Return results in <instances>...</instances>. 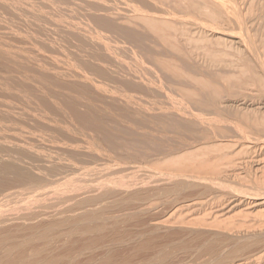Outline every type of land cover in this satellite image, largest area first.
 <instances>
[{"label": "rangeland", "instance_id": "obj_1", "mask_svg": "<svg viewBox=\"0 0 264 264\" xmlns=\"http://www.w3.org/2000/svg\"><path fill=\"white\" fill-rule=\"evenodd\" d=\"M8 1V2H7ZM10 1V2H9ZM15 1V3H14ZM19 1V2H18ZM25 1V3L23 2ZM0 0V46L3 47L2 50H0V53L4 57L6 54V58H9V61L7 62V59L4 57L5 65L0 64V82L8 83L3 84L0 88V118L2 117V120L0 119V165L1 162L4 161V164L6 162L11 161H17L15 162L18 167H23L22 169H18L17 171L22 170L20 173L25 171L26 176L31 174L33 176V179H46V169L50 167H54L52 169V172H54V178H47V180L44 181L45 192H49L46 197H41L42 199H39L40 197L37 195V191L34 192L29 187H24L25 185L23 183H3L2 185V191L0 192L2 197H5L6 199L9 198L8 196H5L4 192H11L12 195L15 194V192L21 191L22 193L18 196L19 198H14L13 196H10L9 199H13L8 203V200L3 199L1 204H7L8 206L11 205L10 211H16V209L21 208L22 206H25L22 211H26L25 214H28L27 211H37V208H41L40 206L44 204H53L55 201V205L57 204L61 205L59 208L61 209L63 205L64 199L66 198H72V193L74 192V196L77 195L79 192L82 194L83 192H91L95 188L100 192L104 191L106 189V185L111 186L107 188H112L113 190H116L117 192L123 193L121 196H126V194L132 193V192H144L149 193L151 201H149L147 204H145L142 208H149V212L140 216L139 220L131 221L129 217L126 218H120L119 223L116 226L114 230L110 227L106 228V232H104L102 235L107 236L103 242L105 244L111 243L110 240L113 238H117L121 236V238H130L132 235L136 232H140L144 234V239L150 241L149 243L153 245V242L156 246H162L165 244V242H168L167 244L172 243H187L192 246H196L197 242L192 241L193 236L187 231L179 232V228H188L189 229H203L207 231H217L221 230V232H225L229 234L228 236L244 240L243 236L246 238V236H250L249 239H253L257 237V239L260 237H263L264 239V0ZM39 1V2H38ZM42 1V2H40ZM51 1V2H49ZM106 3H103L105 2ZM110 1V2H109ZM117 1V2H116ZM141 1V2H140ZM7 2V3H3ZM34 2V3H33ZM36 2V4H35ZM38 2V3H37ZM49 5H46V3ZM59 2V3H58ZM64 2V3H63ZM71 2V3H70ZM92 2V3H91ZM114 2V3H113ZM120 2V3H119ZM124 2V3H123ZM136 2V3H135ZM154 2V3H153ZM11 3V4H8ZM13 3V4H12ZM27 3V4H26ZM32 3V4H31ZM43 3V4H42ZM57 3L59 6H56ZM68 3V4H66ZM72 6H70V4ZM77 3V4H76ZM81 3V4H80ZM86 3V4H84ZM89 3V4H88ZM151 3V4H150ZM7 4V5H6ZM20 4V5H19ZM62 4V5H61ZM74 4V5H73ZM76 4V5H75ZM101 4V5H100ZM116 4V5H115ZM134 4V5H133ZM9 5H11L9 7ZM22 5V6H21ZM29 7H28V6ZM41 5V7H40ZM43 5V7H42ZM46 5V6H45ZM52 5V10L50 6ZM69 5V6H68ZM79 5V6H77ZM83 5V6H82ZM86 5H89L88 7ZM98 7H95L97 6ZM101 7H100V6ZM111 5V6H109ZM122 5V6H121ZM128 5V6H127ZM156 7H155V6ZM6 9H5V7ZM16 6V7H15ZM20 6V7H19ZM25 6V7H24ZM37 8L33 9L31 7ZM106 8H104V7ZM139 6V7H138ZM143 6V7H142ZM149 6V7H148ZM160 6V7H159ZM8 7V8H7ZM45 7V8H44ZM47 7V8H46ZM55 7V8H53ZM61 7V8H60ZM68 7V8H67ZM74 7V8H72ZM81 7V8H80ZM87 7V8H86ZM100 7V8H99ZM113 7V9H112ZM116 7V8H115ZM121 7V8H120ZM197 7V8H196ZM10 8V9H9ZM31 14L29 13V9ZM39 8V9H38ZM43 8V9H42ZM63 8V11H62ZM77 8V9H76ZM84 8V10H83ZM90 8V9H89ZM94 8V10H92ZM101 10H99V9ZM110 8V9H109ZM132 10H131V9ZM134 8V9H133ZM138 8V9H137ZM150 8V9H149ZM157 8V10H156ZM5 9V10H4ZM12 9V10H11ZM16 9V10H15ZM54 9V10H53ZM58 9H60L58 11ZM76 11H74V10ZM97 9V11H95ZM107 9V10H106ZM137 9V10H136ZM235 9V10H234ZM263 9V10H262ZM14 10V11H13ZM19 10V11H18ZM24 10V12H23ZM32 10V11H31ZM35 10L36 13H35ZM40 10V11H39ZM41 10H43L41 12ZM48 10V11H47ZM57 12H56V11ZM72 10V11H71ZM79 10V11H78ZM89 10V11H88ZM91 10V12H90ZM105 10V11H104ZM144 10V11H143ZM147 10V12H146ZM151 13H150V11ZM193 10V11H192ZM18 11V12H16ZM26 11V14H25ZM45 11V12H44ZM47 11V12H46ZM53 13H52V12ZM61 11V13H60ZM82 14H80L81 12ZM84 11V12H83ZM94 11V12H93ZM99 11V12H98ZM103 11V12H102ZM110 11V12H109ZM118 14H117V12ZM123 11V12H122ZM132 11V12H131ZM134 11V15H133ZM137 11V12H136ZM141 11V12H140ZM163 11V13H161ZM213 11V12H212ZM6 12V13H5ZM11 12V13H10ZM23 12V14L21 13ZM34 12V15L32 14ZM57 14H56V13ZM73 12V13H71ZM80 12V13H79ZM86 12V13H85ZM93 12V14H92ZM122 14H121V13ZM129 12V13H128ZM199 12V13H198ZM18 15H16V14ZM42 13V14H39ZM44 13V14H43ZM49 13H51L49 15ZM100 13V14H99ZM103 13V14H101ZM114 13V14H113ZM137 13V14H136ZM141 13V14H140ZM157 13V14H156ZM12 14V15H11ZM69 15V17L67 15ZM90 14V15H88ZM127 14V15H126ZM140 14V15H139ZM154 14V15H152ZM162 14V16H161ZM8 15V16H7ZM33 15V16H32ZM39 15H41L39 17ZM46 15V16H45ZM58 15V16H57ZM78 15V16H77ZM83 15V16H82ZM138 15V17H137ZM158 15V16H157ZM7 16V17H6ZM14 16V17H12ZM18 16V17H17ZM45 16V17H44ZM52 16V17H50ZM62 16V17H61ZM71 16V17H70ZM73 16V17H72ZM76 16V20H75ZM97 16V17H96ZM99 16V17H98ZM104 16V17H103ZM145 16V17H144ZM154 16V17H153ZM22 17V18H21ZM31 19H30V18ZM44 17V19H42ZM49 17V18H47ZM57 17V18H55ZM66 20L64 21L60 20ZM64 17V18H63ZM81 17V18H80ZM83 17V18H82ZM103 17V18H102ZM110 17V18H109ZM140 17L142 20H140ZM157 17V18H156ZM160 17V18H159ZM12 18V20H11ZM25 18V20H24ZM29 18V19H28ZM40 18V19H39ZM51 18V20H50ZM96 18L99 23L95 20ZM118 18V19H117ZM143 18L147 21L145 22ZM151 20V22L148 20ZM241 18V19H240ZM6 19V20H5ZM9 19V20H8ZM18 19V20H17ZM22 19V20H20ZM28 19V20H27ZM55 19V20H54ZM68 19V20H67ZM73 19V20H72ZM81 19V20H80ZM154 19L156 21H154ZM159 19V20H158ZM222 19V20H221ZM14 20V21H13ZM31 20V21H30ZM40 20V22H39ZM43 20V21H42ZM60 20V21H59ZM71 20V21H69ZM85 20V22H84ZM87 20V21H86ZM140 20V21H139ZM164 20V21H163ZM191 20V21H190ZM224 20V21H223ZM25 21V23H24ZM27 21V22H26ZM38 23H37V22ZM46 21V22H45ZM52 21V22H51ZM54 21V22H53ZM59 21V22H58ZM80 21V23H78ZM83 21V23L81 22ZM135 21V22H134ZM150 23H149V22ZM222 21V22H221ZM8 22V23H7ZM16 22V26L14 25ZM33 24H31V23ZM43 22V23H42ZM58 22V23H56ZM61 22V24H60ZM63 22V23H62ZM69 23L68 24H66ZM75 22V23H73ZM80 24V25H78ZM89 22V23H88ZM103 22V23H102ZM112 22V23H111ZM210 22V23H209ZM4 23V25L2 24ZM20 23V24H19ZM24 23V24H23ZM28 23V25H27ZM46 23V24H45ZM56 23V24H53ZM95 23V24H94ZM170 23V24H169ZM10 27L7 28V26ZM12 26H11V25ZM42 24V25H41ZM64 24L66 26H64ZM73 24V25H72ZM84 24V25H83ZM92 24V25H91ZM94 24V25H93ZM114 24V25H113ZM125 24V25H124ZM183 24V25H182ZM197 24L199 26H197ZM204 24V25H203ZM238 24V25H237ZM37 25V26H36ZM52 25V26H51ZM60 25V26H58ZM63 25V27H62ZM75 26L72 28L71 26ZM82 25V26H81ZM90 25V26H89ZM97 25V27H96ZM101 25V26H100ZM104 25V26H103ZM107 25V26H106ZM109 25V26H108ZM154 25V26H153ZM160 25V26H159ZM15 26V27H14ZM19 26V27H18ZM36 26V27H35ZM47 26V27H46ZM82 28H79V27ZM85 26V27H83ZM121 26V27H120ZM126 26V27H125ZM158 26V27H157ZM186 26V27H185ZM194 26V27H193ZM2 27V28H1ZM17 27V28H16ZM22 27V28H20ZM51 27V28H49ZM65 27V28H64ZM71 27V28H70ZM77 27V28H76ZM86 27H88L86 29ZM94 27V28H91ZM115 27V28H113ZM118 27V28H117ZM162 27V28H161ZM192 29H191V28ZM16 28V29H15ZM43 28V29H42ZM48 28V29H47ZM53 28V29H52ZM69 28V29H68ZM106 28L108 30H106ZM111 28V29H110ZM127 30H126V29ZM160 28V29H159ZM189 28V29H188ZM216 28V29H215ZM15 29V31H13ZM20 29L22 31H20ZM26 29V30H25ZM29 29V30H28ZM34 29V30H33ZM38 29V30H37ZM56 32H54L55 30ZM62 29V31H61ZM67 29V30H66ZM71 29V30H70ZM84 29V30H81ZM86 29V31H85ZM104 29V30H103ZM114 29V30H113ZM116 29H118L116 31ZM195 29V30H194ZM199 29V30H198ZM219 29V30H218ZM5 30V31H4ZM8 30V31H6ZM25 30V31H24ZM40 30V31H39ZM46 30V31H45ZM79 30V31H78ZM95 30V32H94ZM110 30V31H109ZM124 32H123V31ZM130 30V31H129ZM148 30V31H147ZM192 32H191V31ZM217 30V31H216ZM35 31V32H34ZM68 31V32H67ZM71 31H73L72 34ZM75 31V32H74ZM84 31V32H83ZM89 31V32H88ZM104 31V32H103ZM126 31V32H125ZM133 31V32H131ZM136 31V32H135ZM156 31V32H155ZM189 31V32H188ZM198 31V32H197ZM206 31V32H205ZM216 31V32H215ZM3 32V34L1 33ZM7 32V33H6ZM12 32V33H11ZM16 34H15V33ZM18 32L20 36L18 35ZM21 32V33H20ZM32 32V33H31ZM48 32V33H47ZM50 32V34H49ZM64 34H62V33ZM70 32V33H69ZM78 32L80 34H78ZM91 32V33H90ZM101 32L102 36H101ZM109 32V34H108ZM115 32V33H114ZM218 32V33H217ZM226 34H222V33ZM5 33V34H4ZM23 33V34H22ZM28 33V35H27ZM31 35H30V34ZM37 33V34H35ZM44 33V34H43ZM60 33V34H59ZM76 33V34H75ZM82 33V34H81ZM84 33V34H83ZM88 33V34H87ZM97 33V34H96ZM112 33V34H111ZM124 33V34H123ZM139 33V34H138ZM141 33V34H140ZM159 33V34H158ZM231 35H229V34ZM14 34V35H13ZM22 34V36H21ZM41 34H43L41 36ZM47 34V35H46ZM64 36H62V35ZM67 34V35H66ZM91 34V35H90ZM118 34V36H117ZM121 34V35H120ZM128 34V37H127ZM135 34V36L133 35ZM19 39H21L19 41ZM24 35V36H23ZM39 38H38V36ZM66 35V36H65ZM72 35V36H71ZM88 35V38L86 37ZM89 35L91 37H89ZM93 35V36H92ZM96 35V36H94ZM105 35V36H104ZM109 35V36H107ZM115 37H113V36ZM133 35V36H132ZM153 37H152V36ZM44 36V37H43ZM58 36L60 38H58ZM79 36V37H78ZM84 36V37H83ZM104 36V37H103ZM132 36V37H131ZM142 36V37H141ZM179 36V37H178ZM235 37L238 38L240 41L243 40L244 47L240 44H236V42H232L234 40L228 38V37ZM10 37V39H9ZM13 40H12V38ZM16 37V39L14 38ZM23 37V38H22ZM28 39H27V38ZM30 37V38H29ZM48 39H47V38ZM57 37V38H56ZM61 37H65L64 39ZM73 37V38H72ZM97 37V38H93ZM100 37V38H99ZM103 37V38H102ZM118 37V38H117ZM138 37V38H137ZM5 38V39H4ZM25 38V39H24ZM33 38V39H32ZM37 38V39H36ZM44 38V39H42ZM80 38V39H78ZM93 38V39H92ZM115 38V40H114ZM137 38V39H136ZM140 38V39H139ZM150 38V39H148ZM154 38V39H153ZM244 38V39H243ZM4 40V42L2 40ZM60 39L61 41L59 42ZM87 39V40H86ZM103 40V45L100 43ZM110 39L112 41H110ZM119 39V40H118ZM122 39V40H121ZM128 39V40H127ZM142 39V41H141ZM167 39V40H166ZM9 40V41H8ZM23 40H27L26 42ZM34 40V41H33ZM37 40H39L37 42ZM53 43H51L50 42ZM68 40V41H67ZM80 40V41H79ZM85 40V41H84ZM138 40V42H137ZM144 40V41H143ZM151 40V43L149 41ZM164 40V41H163ZM22 41V42H21ZM30 41V42H29ZM42 41V42H41ZM56 41V43H55ZM58 41V42H57ZM64 41V42H62ZM71 41V42H70ZM75 41V42H74ZM87 41V42H86ZM100 41L99 43H97ZM107 41H110L107 43ZM124 41V42H122ZM162 41V42H161ZM3 42V43H2ZM8 42V43H6ZM15 42V43H14ZM41 42V43H40ZM47 42V43H46ZM80 42V43H79ZM115 42V43H114ZM119 42V43H118ZM129 42V43H128ZM147 42V44H146ZM153 42V43H152ZM157 42V43H156ZM10 43V44H9ZM17 43L18 46H17ZM26 43V44H23ZM30 43L32 45H30ZM55 43V44H54ZM64 43V44H63ZM69 43V44H68ZM86 43V46L84 45ZM95 43V44H94ZM105 43V44H104ZM110 43V44H109ZM126 45H124V44ZM132 43V45H131ZM137 43V44H136ZM158 45L156 46L155 45ZM160 43V44H159ZM167 43V44H166ZM12 44V46H11ZM15 44V45H14ZM40 44V45H39ZM51 44L53 46L50 45ZM59 44V45H57ZM61 44V45H60ZM90 44V45H89ZM94 44V45H93ZM109 44V45H106ZM114 44V45H113ZM142 44V45H141ZM144 44V45H143ZM151 44V45H150ZM173 44V45H172ZM5 45V46H4ZM23 47L21 48L20 46ZM37 45V46H36ZM42 45V46H41ZM64 45V46H63ZM71 45V46H70ZM73 45V46H72ZM77 45V46H76ZM81 45V46H80ZM102 45V46H100ZM106 45V47H105ZM113 45V46H112ZM117 48H114L116 47ZM123 49H122V47ZM222 45V46H221ZM240 47H239V46ZM16 46V47H15ZM31 46L32 48H30ZM39 46V47H38ZM46 46L45 50L44 47ZM54 46H59L56 49ZM70 46V48H69ZM85 46V47H83ZM100 46V47H99ZM132 46V48H131ZM135 46V48H134ZM154 46V48H153ZM27 47V48H26ZM43 47V48H41ZM90 47V48H89ZM93 47V49H92ZM144 47V49H142ZM148 47V48H147ZM151 47V48H150ZM162 47V48H161ZM208 47V48H207ZM9 48V49H8ZM11 48H14L13 50ZM24 48V49H23ZM30 48V49H29ZM35 48V49H34ZM53 52H52V50ZM61 50H60V49ZM67 48V49H66ZM69 48V49H68ZM73 48V49H72ZM84 48V49H83ZM111 50H110V49ZM132 51H131V49ZM134 48V49H133ZM137 48V49H136ZM158 49V51L153 49ZM194 48V49H193ZM247 48V50H245ZM1 49V48H0ZM8 49V50H7ZM11 49V50H10ZM23 49V51H22ZM40 49V50H39ZM43 49V50H42ZM49 49L50 53L47 52ZM58 49V50H57ZM88 49V50H86ZM99 49V50H98ZM105 49V50H104ZM116 49L117 53L114 52ZM151 51H150V50ZM160 49H164L161 50ZM263 49V50H262ZM6 50V53L5 51ZM16 50V51H15ZM36 50V51H35ZM70 50V51H69ZM74 50V51H72ZM86 50V51H85ZM91 50V51H90ZM94 50V51H93ZM165 50H167L165 52ZM172 50V51H169ZM174 50V51H173ZM9 51V52H8ZM11 51V53H10ZM97 51V52H96ZM106 51H107V57H106ZM109 51V52H108ZM122 51V52H121ZM136 53H135V52ZM140 51V52H139ZM148 51V52H147ZM186 51V52H185ZM189 51V52H188ZM15 52V53H14ZM18 53H21L20 56ZM25 52V53H24ZM42 52V53H41ZM61 52V53H60ZM63 52V53H62ZM84 52V53H83ZM88 52V53H87ZM93 52V53H92ZM95 52V53H94ZM111 52V53H110ZM212 52V53H211ZM251 52V53H250ZM253 52V53H252ZM5 53V54H3ZM44 53V54H43ZM47 53V54H46ZM53 53V54H52ZM73 53V54H72ZM91 53V54H90ZM98 53V54H97ZM105 53V54H104ZM123 53V54H120ZM134 53V54H133ZM140 53V54H139ZM144 55L142 56L141 55ZM146 53V54H145ZM151 53V54H150ZM156 53V54H155ZM166 53V54H165ZM171 53V54H170ZM187 53V54H186ZM234 53V55H233ZM23 54V56H22ZM28 54V55H27ZM39 54V55H38ZM47 56H46V55ZM52 54V55H51ZM59 56H58V55ZM87 54V55H86ZM101 54V55H100ZM119 54V55H118ZM131 54V55H130ZM172 58H171V56ZM176 59H175V56ZM248 56H247V55ZM18 59H17V57ZM27 57H24V56ZM38 55V56H37ZM42 55V56H41ZM54 57H51V56ZM63 55L65 57H63ZM82 55V56H81ZM99 56L95 58L94 56ZM162 55V57L160 56ZM181 55V56H180ZM243 55V56H242ZM15 56V57H14ZM31 56V57H30ZM58 56V57H57ZM61 56V57H60ZM67 56V57H66ZM70 56V57H69ZM72 56V57H71ZM93 56V58L91 57ZM115 56V57H114ZM124 56V57H123ZM130 56V57H129ZM149 56V58H148ZM151 56V57H150ZM155 56V57H154ZM160 56V57H159ZM20 57V58H19ZM34 57V58H32ZM60 57V58H59ZM63 57V58H62ZM85 57V59L83 58ZM102 57V58H101ZM116 59V61L113 60ZM128 57V58H127ZM135 57V58H134ZM144 57V58H143ZM154 57V58H153ZM167 57V58H166ZM182 57V58H181ZM241 57V58H240ZM256 57V58H255ZM14 58V60H13ZM16 58V59H15ZM26 58V59H25ZM32 58V59H31ZM44 58V59H43ZM52 58V60H51ZM62 58V59H61ZM80 58V59H79ZM92 58V59H91ZM95 58V59H94ZM107 58V59H106ZM119 61H118V59ZM134 58V59H133ZM147 58V59H146ZM153 61H151V59ZM157 58V59H156ZM160 58V59H159ZM245 58V59H244ZM6 59V61H5ZM12 59V60H11ZM29 59V60H28ZM39 59V61H38ZM55 59V61L53 60ZM58 59V60H57ZM59 59H61L59 61ZM83 59V61H82ZM104 59V60H103ZM112 59V60H111ZM124 59V60H122ZM126 59V60H125ZM133 59V60H132ZM142 59V60H141ZM145 59V60H144ZM171 59V60H170ZM173 59V60H172ZM181 63H179V60ZM17 60V61H15ZM22 60V62H21ZM37 60V61H36ZM50 60V61H48ZM57 60V62H56ZM64 63H63V61ZM70 60L69 63L68 61ZM73 60V61H72ZM94 60V61H93ZM108 62H107V61ZM110 60V61H109ZM150 60V61H149ZM157 60V61H156ZM159 60V63H158ZM176 60V61H175ZM241 60V61H239ZM249 60V62H248ZM13 61L15 63H13ZM19 61V63H18ZM25 61V62H24ZM33 61V62H31ZM54 61V62H53ZM66 61V62H65ZM76 61V62H75ZM82 61V62H81ZM89 61V62H88ZM105 61V62H104ZM122 61V62H121ZM135 61V62H133ZM144 61H146L144 63ZM175 61V63H174ZM246 61V62H245ZM21 62V63H20ZM28 64L26 65V63ZM41 62V63H40ZM68 62V63H67ZM79 62V63H78ZM87 62V63H86ZM101 62V63H100ZM104 62V63H103ZM107 62V64H106ZM112 62V63H110ZM127 62V64L124 63ZM152 62V63H149ZM156 62V63H155ZM185 62V63H183ZM9 63V64H8ZM45 63V64H44ZM56 63V64H55ZM62 63V64H61ZM77 63V64H75ZM103 63V64H102ZM131 63V64H129ZM133 63V65H132ZM149 63V64H148ZM257 65H256V64ZM12 64H16V66L13 68ZM17 64L22 68L30 69V72L33 74L31 77V73L26 70H21L22 68L17 69ZM37 64V65H36ZM41 66L40 68L39 65ZM53 67H52V65ZM57 64H61L59 67ZM67 64V65H66ZM79 64V65H78ZM82 64L84 66H82ZM85 64L88 66H85ZM100 64V65H99ZM102 64V65H101ZM122 64V65H121ZM140 64V65H139ZM164 64V65H163ZM183 64V66L179 65ZM185 64V65H184ZM9 65V66H8ZM31 65V66H30ZM45 65V66H44ZM56 65V66H54ZM63 65V66H62ZM70 67H69V66ZM72 65V67H71ZM75 67H74V66ZM77 65V66H76ZM94 65V66H93ZM106 65V67L104 66ZM125 65V66H124ZM143 65V66H142ZM146 67H145V66ZM175 65V66H174ZM177 65V66H176ZM188 65V66H186ZM194 65V66H193ZM248 65V67H247ZM27 66L29 68H27ZM37 66V67H36ZM81 66V67H80ZM90 66V67H89ZM96 66V67H95ZM117 66V67H115ZM120 68H119V67ZM128 66V67H126ZM130 66V69H128ZM137 66V67H136ZM159 66V67H158ZM174 66V67H173ZM179 66V67H178ZM192 66V67H191ZM46 67V68H44ZM62 67V68H61ZM74 67V68H73ZM77 67V69H76ZM101 67V68H100ZM109 67V68H108ZM115 67V68H114ZM123 67V68H122ZM126 67V68H125ZM134 67V68H133ZM195 67V68H194ZM197 67V68H196ZM255 67V68H254ZM262 67V68H261ZM7 68V69H6ZM49 70H48V69ZM58 68V69H56ZM69 68V69H68ZM71 68V69H70ZM83 71H81V69ZM85 70H84V69ZM103 68V69H102ZM140 68V69H139ZM147 68V69H146ZM160 68V69H159ZM184 70H183V69ZM194 68V69H193ZM209 68V69H208ZM257 68V69H256ZM40 69V71L38 70ZM42 69H46L45 71H42ZM51 69V70H50ZM74 69V70H72ZM79 69V70H78ZM97 69V70H96ZM105 69V70H104ZM110 69V70H109ZM115 70L112 72V70ZM121 69V71H119ZM133 69V70H132ZM180 69V70H179ZM186 69V70H185ZM188 69V70H187ZM257 72L254 74V72ZM3 70V71H2ZM59 70V71H58ZM66 72H65V71ZM78 70V72H77ZM92 70V71H91ZM139 70V71H138ZM143 70V71H142ZM155 70V71H154ZM178 70V71H177ZM198 70V71H197ZM202 72H201V71ZM20 71V73H19ZM25 73H24V72ZM33 71V72H32ZM48 73H47V72ZM62 74H61V72ZM71 71V72H70ZM101 71H105L104 73ZM149 71V72H148ZM188 71V72H186ZM196 71V72H195ZM237 71V72H236ZM14 72V73H13ZM17 72V73H16ZM22 72V73H21ZM39 72V73H38ZM51 72H53L51 74ZM68 72V73H67ZM82 72L81 74H79ZM87 72V73H86ZM101 72V73H100ZM111 74H109V73ZM115 72V74H114ZM120 72V73H119ZM128 72V73H127ZM132 72V73H131ZM137 73V76L135 73ZM143 72V73H142ZM217 72V73H216ZM2 73V74H1ZM8 73V74H7ZM12 73V75H11ZM44 73V74H43ZM51 74L49 79H62L65 81V83H69L68 85L61 84L60 86L65 87L64 89L60 88V90H55L57 86L53 85V83L58 82H52L51 86L49 85L51 82L48 81L49 79L46 78L47 81L43 80L45 79V76L47 77ZM66 73V74H64ZM71 73V74H70ZM77 73V74H76ZM86 73V74H85ZM95 73V74H94ZM118 73V74H117ZM125 73V74H124ZM153 73V74H152ZM167 73V74H166ZM10 74V75H9ZM17 74V76H15ZM31 74V75H30ZM34 74L36 76H34ZM64 74V75H63ZM73 74V75H72ZM76 74V75H75ZM94 74V75H92ZM131 74V75H130ZM146 74V75H145ZM195 74V75H194ZM197 74V75H196ZM3 75V76H1ZM8 79H6L7 77ZM21 75V76H20ZM30 75V76H29ZM41 75V78H39ZM45 75L44 77H42ZM60 77H59V76ZM62 75V76H61ZM67 75V76H66ZM78 75V76H77ZM90 75V76H89ZM105 75V76H102ZM110 75V76H109ZM122 75V76H119ZM133 75V77H132ZM141 75V76H140ZM156 75V76H155ZM10 76V77H9ZM24 76V77H23ZM55 78H54V77ZM66 76V77H65ZM86 76V78H85ZM100 76V77H99ZM108 76V77H107ZM114 76V77H113ZM131 78H130V77ZM140 76V79H139ZM145 76V77H144ZM169 76V77H168ZM263 76V77H262ZM3 77V78H2ZM33 77L34 79H39L40 81H45L44 84H47L50 88H52L54 91H57L55 96L58 93H64L65 94L72 93L73 89L69 91L67 89V86L70 85L74 87L81 86L80 88H84L86 92H88V97L78 94L76 97H74L75 101H81L84 100V104L81 102H75L78 112L81 113V115L85 114L86 112V101L91 105L90 101H93V106H96V110L99 111L97 114L98 121L103 122L98 125L94 124L95 126H91L93 123L89 124H83L81 122H77L72 119L73 116H70L72 113L71 111L68 112V109L65 108L67 105H62V103H68L69 100L73 101L72 99L74 96V92L72 93L71 97L68 93L66 96L65 94H62V97L65 98V100L58 94L59 98L57 99V96L51 95L53 92L49 91L52 89H48V86L42 85L43 82L39 83L37 85V81H34L33 83ZM52 77V78H51ZM94 77V78H91ZM99 77V78H98ZM105 77V78H104ZM107 77V78H106ZM111 77V78H110ZM136 77V78H135ZM148 77V78H147ZM149 77H151L149 79ZM11 78V79H10ZM19 78V79H18ZM33 80H32V79ZM68 80H67V79ZM73 79V83L71 80ZM97 78V80H96ZM110 78V80H108ZM123 78V79H122ZM126 78V79H125ZM135 80H134V79ZM143 78V79H142ZM221 78V79H219ZM6 79V80H5ZM22 79V80H21ZM26 79V80H25ZM83 80L80 82V80ZM129 81H128V80ZM203 79V80H202ZM211 79V80H210ZM218 79V80H217ZM254 79V80H253ZM258 79V80H257ZM11 80V81H10ZM15 80V81H14ZM21 80V81H20ZM24 80V81H23ZM29 80V81H28ZM32 80V81H31ZM70 80V81H69ZM76 80V81H75ZM94 80V81H93ZM114 80V81H113ZM120 80V81H119ZM135 82H134V81ZM141 80V81H140ZM155 80V81H154ZM215 80V81H214ZM217 80V82H216ZM39 81V82H40ZM98 81V82H97ZM109 83H108V82ZM124 81V82H123ZM211 81V82H210ZM262 81V82H261ZM16 82L14 86V83ZM22 82V83H21ZM36 82V83H35ZM88 82V83H87ZM94 83V86L93 83ZM100 82V83H99ZM115 82V85H114ZM120 82V83H119ZM140 82L141 84H139ZM150 82V83H149ZM201 82V83H200ZM219 82V83H218ZM255 82V83H254ZM10 83V85H9ZM12 83V84H11ZM26 83V84H25ZM31 83V84H30ZM59 83L56 84L59 86ZM72 83V84H71ZM92 85H91V84ZM96 83V84H95ZM105 83L104 85H102ZM135 83V84H134ZM145 83V84H144ZM206 83V84H205ZM209 83V85H208ZM30 84V85H28ZM87 84V85H86ZM91 86H89V85ZM134 86H132V85ZM143 84V85H142ZM148 84V85H146ZM154 84V85H153ZM225 84V85H224ZM5 85V86H4ZM9 85V86H8ZM25 85V86H24ZM27 85V86H26ZM41 85V86H40ZM55 87H53V86ZM78 85V86H77ZM100 85V87L97 86ZM103 87H102V86ZM110 85V86H109ZM118 85V86H117ZM136 85V86H135ZM148 87H146V86ZM151 85V86H150ZM205 85V87H204ZM8 86V88L6 87ZM12 86L13 90L16 89L17 93L20 94L21 90H33L28 91H22L26 93L24 95L23 93L20 94V97L14 96V93L12 92ZM16 88H14V87ZM30 86V87H29ZM36 86V87H34ZM40 86V87H39ZM46 86V87H45ZM113 86V87H112ZM122 86V87H120ZM127 86V87H126ZM131 86V87H130ZM139 86V87H138ZM143 86V87H142ZM164 86V87H163ZM207 86V87H206ZM234 86V87H233ZM6 87V88H5ZM27 87V88H26ZM30 89H29V88ZM43 87L47 88L44 89ZM96 87V89H95ZM107 87V88H106ZM124 88L118 89V88ZM129 87V88H128ZM134 87V88H133ZM4 88V89H3ZM10 88L11 92L8 91ZM42 88V89H41ZM93 88V89H90ZM100 90H99V89ZM146 88V89H144ZM149 88V90H148ZM223 88V90L221 89ZM258 88L260 90H258ZM7 89V90H6ZM44 89V90H43ZM59 89V88H56ZM102 89L104 92H102ZM108 89V90H107ZM128 89V90H127ZM131 89V90H130ZM139 89V90H138ZM153 89V90H152ZM187 89V90H186ZM225 89V90H224ZM227 89V90H226ZM35 90V92H34ZM64 90V91H63ZM107 90V91H106ZM121 90V91H120ZM133 90V91H132ZM137 90V91H136ZM160 90V91H159ZM166 90V92H165ZM240 90V91H239ZM6 91V92H5ZM8 91V92H7ZM20 91V93L18 92ZM33 91V92H32ZM43 91V93H42ZM45 91V92H44ZM48 91V92H47ZM62 91V92H61ZM99 91V92H98ZM112 91V92H111ZM119 91V92H117ZM127 91V93H126ZM131 91V92H130ZM140 91V92H139ZM162 91V92H161ZM225 91V92H224ZM243 91V92H242ZM37 92V93H36ZM51 92V93H50ZM101 92V93H100ZM108 92V93H107ZM110 92V93H109ZM115 92V93H114ZM124 92V93H123ZM133 92V93H132ZM136 92V93H135ZM138 92V93H137ZM224 92V93H223ZM260 92V94H259ZM9 93V94H8ZM11 93V95H10ZM31 93H34V98H32ZM36 93V94H35ZM45 93V94H44ZM98 93V94H97ZM105 93V94H104ZM132 93V94H131ZM146 93V94H145ZM152 93V94H151ZM163 93V94H162ZM238 93V94H237ZM255 93V94H254ZM8 94V95H7ZM13 94V95H12ZM40 94V96L38 95ZM103 94V95H102ZM126 94V95H125ZM135 94H137L135 97ZM145 94V95H144ZM149 94V95H148ZM159 94V95H158ZM169 94V95H167ZM223 94V95H222ZM230 94V95H229ZM246 94V95H245ZM251 94V95H250ZM6 95V96H5ZM10 95V96H9ZM26 96V101L22 96ZM38 95V96H37ZM47 95V96H46ZM85 95V94H84ZM93 95V96H92ZM97 97H96V96ZM105 95V96H104ZM107 95V96H106ZM111 95V96H110ZM114 95V97H113ZM121 95V96H120ZM124 95V96H122ZM152 95H155L156 98H154ZM161 95V96H160ZM165 95V96H164ZM203 97H201V96ZM236 95L238 97H236ZM260 95V96H259ZM263 95V96H261ZM9 98H8V97ZM30 96V99H28ZM53 98H51V97ZM82 96V97H81ZM93 98H92V97ZM103 98H102V97ZM139 96V97H138ZM206 96V97H205ZM248 98H246V97ZM6 97V98H5ZM16 97V100H15ZM18 97V99H17ZM50 97V98H49ZM70 99H69V98ZM81 98L80 100L77 98ZM96 97V98H95ZM101 97V98H100ZM119 99H117V98ZM121 97V98H120ZM132 97V98H131ZM152 97V98H151ZM170 97V99H169ZM200 97V98H198ZM212 97V99H211ZM14 98V99H13ZM23 98V99H22ZM41 98V102L39 103V99ZM46 98V99H45ZM67 98V99H66ZM84 98V99H83ZM88 98V99H87ZM107 98V99H106ZM113 98V100H112ZM116 100H115V99ZM127 98V100H126ZM130 98V99H129ZM144 98V100H142ZM158 98V99H157ZM204 98V99H203ZM21 99V100H20ZM33 99V100H32ZM57 99V100H54ZM69 99V100H68ZM91 99V100H90ZM174 99V100H173ZM201 99V100H200ZM248 99V100H247ZM5 100V101H3ZM13 100V101H12ZM24 100V101H22ZM47 102V105L45 101ZM60 100V102L58 101ZM104 100V101H103ZM139 100V101H138ZM148 100V102H146ZM155 100V101H154ZM177 102H176V101ZM209 100V101H208ZM7 101V103H6ZM9 101V102H8ZM12 101V102H11ZM17 101V102H15ZM30 101V102H29ZM42 101L45 103L43 105ZM53 106L63 108L65 110L61 112H65L63 114V117H61L62 113L59 111L57 112L55 107L54 110L53 106L50 105L53 104ZM57 101V103H56ZM64 101V102H63ZM68 101V102H66ZM98 101V102H97ZM106 101V102H105ZM108 101V102H107ZM112 101V102H111ZM118 101V102H117ZM121 101V102H120ZM128 101V102H126ZM130 101V103H129ZM144 101V102H143ZM158 101V102H157ZM206 101V102H205ZM14 102V103H13ZM23 102V103H20ZM29 104H27V103ZM33 102V103H32ZM52 102V104H51ZM83 102V101H82ZM114 102V103H113ZM118 104H116V103ZM140 102V103H137ZM179 102V103H178ZM183 102V103H182ZM205 102V103H204ZM210 102V103H209ZM19 103V104H18ZM49 103V104H48ZM77 103L80 105L83 104V106H78ZM107 103V104H106ZM113 103V104H112ZM134 103V104H133ZM149 105H148V104ZM161 103V104H160ZM165 105H164V104ZM168 103V104H167ZM195 103V104H194ZM254 103V104H253ZM6 104V105H5ZM15 106H14V105ZM32 106H31V105ZM35 104V105H34ZM49 107L52 109L47 108L44 109L40 106ZM101 104V105H100ZM130 104V105H129ZM143 104V105H142ZM153 104V105H152ZM178 104V105H177ZM186 104V105H185ZM206 104V105H205ZM208 104V105H207ZM2 107L5 106V107ZM7 105H13L12 108L8 107ZM19 105V106H18ZM117 107H116V106ZM122 107H121V106ZM128 105V107H127ZM134 105V106H133ZM156 105V106H155ZM168 105V106H167ZM171 105V106H170ZM173 105V106H172ZM39 106V107H37ZM63 106V107H62ZM109 106V107H108ZM140 106V107H139ZM158 106V107H157ZM165 106V107H164ZM178 106V108H177ZM210 106V107H209ZM26 110H25V108ZM34 107V108H33ZM80 107V108H79ZM115 107V108H114ZM156 107V108H155ZM181 107V108H179ZM183 107V108H182ZM188 107V108H187ZM200 107V108H199ZM215 107V108H214ZM257 107V108H256ZM2 108V110H1ZM7 111H6V109ZM10 108V109H9ZM18 108V109H16ZM23 108L25 112L23 111ZM41 108V109H39ZM98 108V109H97ZM100 108V109H99ZM109 108V109H108ZM117 108V109H116ZM121 108V111H120ZM123 108V109H122ZM128 108V109H127ZM135 108V109H134ZM144 108V109H143ZM152 108V109H151ZM158 108V109H157ZM160 108V109H159ZM169 108V109H168ZM172 108V109H171ZM175 108V109H173ZM185 108V109H184ZM198 108V109H197ZM213 108V109H212ZM5 109V110H4ZM44 109V110H42ZM102 109V110H101ZM138 109V110H137ZM155 109V110H154ZM178 109V110H177ZM183 109V110H182ZM231 109V111H230ZM11 110V111H10ZM51 110V111H50ZM61 110V109H60ZM82 110V111H81ZM114 110V111H113ZM118 110V111H117ZM124 110V111H123ZM149 110V111H148ZM153 110V111H152ZM175 110V111H174ZM189 110V111H188ZM219 110V111H218ZM15 111V112H14ZM20 112L18 114V112ZM37 111V112H36ZM52 111H55L52 113ZM67 111V112H66ZM108 111V112H107ZM116 111V112H115ZM131 111V112H129ZM136 111V112H135ZM147 111V112H146ZM158 111V113H157ZM198 111V112H197ZM201 111V112H199ZM237 111V112H236ZM7 112V113H6ZM11 112V113H10ZM24 112V113H23ZM36 116L34 115V113ZM41 112V113H40ZM44 112L46 117H44ZM102 112V113H101ZM107 112V113H105ZM110 112V113H109ZM115 112V113H114ZM123 112V113H122ZM142 112V113H141ZM155 112V113H153ZM186 112V113H185ZM236 112V113H235ZM6 113V114H5ZM17 113V114H16ZM57 113H60L59 115ZM69 115L67 116V114ZM122 113V115H121ZM125 113V114H124ZM127 113V114H126ZM133 113V114H132ZM137 113V114H136ZM148 113V114H147ZM166 113V114H165ZM174 113V114H173ZM199 113V114H198ZM14 114V115H13ZM21 114L23 117H21ZM26 116H25V115ZM28 114V115H27ZM38 114V115H37ZM51 114H56V116H60V119L58 117V122L56 116L53 118L54 120H50V116H54ZM101 114V115H100ZM107 114V116H105ZM117 116V118L114 117ZM131 114V115H129ZM141 114V116H140ZM147 114V115H146ZM159 114V115H158ZM161 114V115H160ZM186 114V116L184 115ZM190 114V115H189ZM197 114V115H196ZM218 114V115H217ZM220 114V115H219ZM234 114V115H232ZM2 115V116H1ZM32 115V116H31ZM124 115V116H123ZM126 115V116H125ZM143 115V116H142ZM153 115V116H151ZM178 115V116H177ZM189 115V116H188ZM192 115V116H191ZM9 116V117H8ZM13 116V117H12ZM25 116V117H24ZM111 116V117H110ZM128 116V117H127ZM130 116V118H129ZM134 116V117H133ZM140 116V117H139ZM159 116V117H158ZM246 116V117H245ZM33 119H32V118ZM38 119H37V118ZM49 117V118H48ZM139 117V118H138ZM157 120H156V118ZM164 117V118H162ZM184 117V118H183ZM187 117V118H186ZM197 117V118H196ZM234 117V118H233ZM16 120H15V119ZM24 118V119H23ZM65 118V119H64ZM106 118V119H105ZM119 118V119H118ZM124 118V120H123ZM132 118V119H131ZM169 118V119H168ZM182 118V119H181ZM220 118V119H219ZM9 119V120H8ZM19 119V120H18ZM23 119V120H21ZM26 119V120H25ZM28 119V120H27ZM68 119V120H67ZM108 119V120H107ZM118 119V122L115 121ZM131 121H130V120ZM136 119V120H135ZM198 119V120H197ZM201 119V120H200ZM235 119V120H234ZM4 120V121H3ZM13 120V121H12ZM36 120V121H35ZM38 120V121H37ZM56 120V123H55ZM62 120L64 122H62ZM74 120V121H73ZM103 120V121H102ZM111 120L113 122H111ZM134 123H133V121ZM150 120V124H149ZM168 120V121H167ZM175 120V122L173 121ZM228 120V121H227ZM251 120V121H250ZM19 121V122H18ZM25 121V122H23ZM29 121V122H27ZM31 121V122H30ZM44 121V122H43ZM54 121V122H53ZM124 123L127 122V123ZM157 121V122H156ZM171 121V122H170ZM179 121V123H178ZM184 121V122H183ZM219 121V122H216ZM247 121V122H246ZM6 122V123H4ZM11 122V123H10ZM40 122V123H39ZM46 122V123H45ZM75 122V123H73ZM110 122V123H109ZM130 122V123H129ZM132 122V123H131ZM183 122V123H182ZM188 122V123H187ZM200 124H199V123ZM55 123V124H54ZM65 123V124H64ZM78 123V124H77ZM116 123V124H115ZM154 123V124H153ZM164 125H163V124ZM173 123V124H172ZM203 123V124H202ZM220 123V124H219ZM10 124V125H9ZM13 124V125H12ZM45 124V125H43ZM63 124V125H62ZM75 124V125H74ZM132 124V125H131ZM136 124V126H134ZM142 124V125H141ZM143 124H145L143 126ZM160 124V125H159ZM184 124V125H183ZM186 124V126H185ZM189 124V125H188ZM198 124V125H197ZM219 124V125H218ZM229 124V125H228ZM26 125V126H25ZM34 125V127H33ZM40 125V127H39ZM55 125V126H54ZM68 127H67V126ZM72 125V126H71ZM79 125V126H78ZM89 125L90 127H87ZM101 125V126H100ZM119 127H118V126ZM124 125V126H123ZM125 125L128 127H125ZM149 125V126H148ZM192 125V126H191ZM218 125V126H217ZM227 125V127H226ZM11 126V128H10ZM59 126V127H58ZM65 126V127H64ZM76 126V127H75ZM104 126V127H103ZM109 126V127H108ZM117 126V127H116ZM132 126V127H131ZM151 126V127H150ZM184 128H183V127ZM188 126V127H187ZM194 126V127H193ZM232 128H231V127ZM10 130H9V128ZM26 127V128H25ZM29 127V128H28ZM43 127V128H42ZM62 127V128H61ZM64 127V128H63ZM93 127V129H92ZM96 127V128H95ZM101 127V129H99ZM107 128V130L105 129ZM112 129H111V128ZM136 129H135V128ZM156 127V128H155ZM158 127V128H157ZM55 128V130H54ZM67 128V129H66ZM69 128V130H68ZM77 132H76V130ZM81 128V129H80ZM97 130H95V129ZM104 128V129H103ZM114 128V129H113ZM131 128V129H130ZM139 128V129H138ZM170 128V129H168ZM207 128V129H206ZM5 129V130H4ZM37 129V130H36ZM39 129V132H38ZM66 129V130H65ZM74 129V130H73ZM91 129V130H90ZM105 130L110 135L108 138V134L103 131ZM138 129V130H137ZM191 129V130H190ZM206 129V131H205ZM16 130V131H15ZM26 130V131H25ZM59 130V131H58ZM63 130V131H61ZM68 130V131H67ZM85 130V131H84ZM109 130V131H108ZM129 130V131H128ZM148 130V131H147ZM178 130V131H177ZM185 132H182L184 131ZM207 130L209 132H207ZM228 130V131H227ZM5 131L6 133H4ZM15 131V133H14ZM31 131V132H29ZM33 131V132H32ZM67 131V132H66ZM79 131V132H78ZM81 131H84L81 133ZM90 131V132H89ZM93 131V132H92ZM133 131V132H132ZM135 131V132H134ZM170 131V132H169ZM205 131V132H203ZM224 131V132H223ZM226 131V132H225ZM231 131V132H230ZM27 132V133H25ZM43 132V133H42ZM60 132V133H58ZM71 132V133H70ZM72 132L74 134H72ZM86 132V133H85ZM92 132V133H91ZM112 132V133H111ZM129 132H132V136ZM152 132V134H151ZM164 132V133H163ZM168 132V133H167ZM201 132V133H200ZM207 132V133H206ZM11 133V135H10ZM56 133V134H55ZM78 133V134H77ZM88 133L87 136H85ZM138 133V134H137ZM150 133V134H149ZM179 133V134H178ZM7 136H5V135ZM14 134V135H12ZM19 134V135H18ZM33 134L35 136H33ZM39 136H38V135ZM70 134V135H69ZM104 134V135H103ZM123 134V135H122ZM148 134V135H147ZM163 134V135H162ZM176 136H174V135ZM209 136H208V135ZM227 134V135H226ZM252 134V135H251ZM3 135V136H2ZM23 135V136H22ZM31 135V136H30ZM77 135V136H76ZM82 137H81V136ZM91 135V136H90ZM107 137H106V136ZM113 135V136H112ZM151 135V136H150ZM180 135V136H179ZM188 135V137H187ZM203 135V136H202ZM223 135V136H222ZM226 135V136H225ZM235 135V136H234ZM12 136V137H11ZM16 136V137H15ZM19 136V137H17ZM33 136V137H32ZM57 136V137H56ZM60 136V137H59ZM63 136V137H62ZM73 138H72V137ZM84 136V137H83ZM91 138H90V137ZM121 136V137H120ZM126 136V137H125ZM137 136V137H136ZM150 136V137H149ZM160 136V137H159ZM166 136V137H165ZM201 136V137H200ZM3 139H2V138ZM9 137V138H8ZM13 137L15 139H13ZM23 137V138H22ZM30 137V138H29ZM41 137V139H39ZM70 137V138H68ZM77 137V139H76ZM80 137V138H79ZM89 137V138H87ZM94 137V138H92ZM110 140V142L106 141L105 138ZM125 137V139H124ZM129 137V138H128ZM131 137V138H130ZM133 137V138H132ZM152 137V138H151ZM158 137V138H157ZM210 137V138H209ZM83 138V139H82ZM99 138V139H98ZM112 138V139H111ZM115 138H117L115 140ZM123 138V139H122ZM149 138V140H148ZM174 138V139H172ZM178 140H177V139ZM183 138V139H182ZM203 138V139H202ZM20 139V140H19ZM33 139V140H32ZM38 139V140H35ZM67 139V140H66ZM76 139V140H75ZM85 139V141H84ZM129 139V140H128ZM140 139V141H139ZM157 139V140H156ZM166 139V140H165ZM201 139V141H200ZM205 139V140H204ZM212 141H211V140ZM8 140V141H7ZM11 140V141H10ZM27 140V142L25 141ZM43 140V141H40ZM56 140V141H54ZM79 142H78V141ZM89 142H87V141ZM91 140V141H90ZM95 140V141H94ZM103 140V141H102ZM113 140V141H112ZM118 140V141H117ZM131 140V142H130ZM139 142L137 143L136 142ZM143 140V141H142ZM148 140V141H147ZM152 140V142H151ZM166 142H164V141ZM168 140V141H167ZM170 140V141H169ZM173 140V141H171ZM182 140V141H181ZM2 141V142H1ZM18 141V142H17ZM24 141V142H23ZM32 141V142H31ZM40 141V142H39ZM65 143H64V142ZM71 141V142H70ZM73 141V142H72ZM77 144H76V142ZM98 141V142H97ZM177 141V142H176ZM205 141V142H203ZM20 142V143H19ZM46 142V143H44ZM57 142V143H56ZM86 144H85V143ZM115 142V143H114ZM134 142V143H132ZM143 142V143H142ZM155 142V143H154ZM157 142V143H156ZM175 142V143H174ZM9 143V144H8ZM12 143L15 145H12ZM22 143V144H21ZM43 143V145H42ZM60 143V144H59ZM80 146H79V144ZM93 145H92V144ZM100 143V144H99ZM102 143V144H101ZM109 143V144H108ZM113 143V144H111ZM123 143V144H122ZM125 143V144H124ZM132 143V144H131ZM150 143V144H149ZM162 143V144H161ZM200 143V146H199ZM202 143V144H201ZM5 144V148H4ZM29 144V145H27ZM36 144V145H35ZM65 144V145H64ZM70 144V145H69ZM73 144V145H72ZM82 144V145H81ZM84 144V145H83ZM88 144V147L86 146ZM92 147H91V145ZM96 144V145H95ZM111 144V146H110ZM119 144V145H118ZM140 144V145H139ZM146 144V145H145ZM149 144V145H148ZM154 144V145H153ZM167 144V145H166ZM190 144V145H189ZM210 144V145H209ZM213 144V145H212ZM8 145V146H6ZM18 145V146H17ZM21 145V146H19ZM34 145V146H33ZM39 145H41L39 147ZM48 148H47V146ZM50 145V146H49ZM62 145V146H61ZM64 145V146H63ZM77 145V146H76ZM101 145V146H100ZM113 145V146H112ZM131 145V146H130ZM152 145V146H151ZM181 145V146H180ZM186 145L187 148H186ZM195 145V146H194ZM205 145V146H204ZM222 145L224 147H222ZM227 145V146H226ZM11 146V147H9ZM14 146V147H13ZM16 146V147H15ZM23 146V147H22ZM29 146V147H28ZM45 146V147H44ZM56 146V147H55ZM58 146V147H57ZM72 146L75 148H72ZM99 146V147H98ZM116 146V147H114ZM137 146V147H136ZM156 146V147H155ZM192 146V147H191ZM207 146V147H206ZM211 146V147H210ZM231 146V147H230ZM19 147V148H18ZM34 147V148H33ZM44 147V148H43ZM65 147V148H64ZM82 147V149H81ZM96 147V148H94ZM104 147V148H102ZM107 147V148H106ZM120 147V148H118ZM137 149H136V148ZM143 147V149H142ZM150 147V148H149ZM154 147V148H153ZM167 147V148H166ZM171 147V148H170ZM190 149H189V148ZM209 147V149H208ZM229 147V148H227ZM14 148L16 150H14ZM23 148V149H22ZM43 148V149H42ZM52 148V149H51ZM102 151H99L100 149ZM146 148V149H145ZM148 148V149H147ZM174 148V149H173ZM192 148V149H191ZM207 148V149H206ZM213 148V149H212ZM215 148V149H214ZM33 149V150H31ZM45 149V150H44ZM65 149V150H64ZM77 149V150H76ZM85 149V150H84ZM91 149V150H88ZM111 149V151H110ZM114 149L116 152H114ZM125 149V150H124ZM151 149V150H150ZM165 149V151H164ZM173 149V150H172ZM185 149V150H184ZM202 149V150H201ZM206 149V150H205ZM212 149V150H211ZM226 149V150H225ZM233 149V150H232ZM10 150V152H9ZM21 150V151H20ZM52 150V151H51ZM55 150V151H54ZM57 150V151H56ZM78 150L80 152H78ZM88 150V152H87ZM94 150V152H93ZM96 150L97 153H96ZM113 150V151H112ZM119 150V151H118ZM130 150V151H129ZM133 150V151H132ZM146 150V151H145ZM154 150V151H153ZM158 152H156V151ZM171 152H170V151ZM177 150V151H176ZM200 150V151H199ZM217 150V151H216ZM220 150V151H219ZM222 150V151H221ZM231 150V151H230ZM32 151V152H30ZM35 151V152H34ZM37 151V152H36ZM51 151V152H50ZM60 151V152H59ZM64 151V152H63ZM104 151V152H103ZM108 151V153H107ZM173 151V152H172ZM196 152L199 156H196L197 158H191L186 161L174 163L169 162L171 158L177 159V157H182L183 153H186V155H190L191 152ZM219 151V152H218ZM228 151V152H227ZM8 152V153H7ZM20 152V153H19ZM25 152V153H24ZM34 152V153H33ZM55 152V153H53ZM63 152V153H62ZM82 152V153H81ZM100 152V153H99ZM151 152V153H150ZM188 152V154H187ZM194 152V153H195ZM218 153L214 154V153ZM225 152V153H223ZM236 152V153H235ZM5 153V154H4ZM42 153V155H41ZM49 153V154H48ZM59 153L60 155L57 156ZM66 153V155H65ZM88 153V154H86ZM93 153V154H92ZM97 155H95V154ZM99 153V154H98ZM121 153V154H120ZM126 153V154H125ZM164 153V154H163ZM207 153V154H206ZM209 153V155H208ZM235 153V154H233ZM8 154V155H7ZM10 154V155H9ZM21 154V155H20ZM32 154V155H31ZM51 154V155H50ZM55 154V155H54ZM105 154V155H104ZM111 154V155H110ZM124 154V155H123ZM132 154V155H131ZM140 154V155H139ZM145 154V155H144ZM179 154V155H178ZM212 154V155H211ZM214 154V155H213ZM222 154V155H221ZM31 155V156H30ZM36 155V156H35ZM91 155V156H90ZM98 155H100L98 157ZM108 155V157H107ZM148 155V156H147ZM157 155V156H156ZM226 155V156H225ZM9 156V157H8ZM48 156V158H47ZM52 156V157H51ZM65 156V157H64ZM82 156V157H79ZM89 156V157H88ZM94 156V158H93ZM117 156V158L115 157ZM152 156V157H151ZM165 156V157H164ZM171 156V157H169ZM184 156V155H183ZM208 156V157H207ZM234 156V157H232ZM2 157V158H1ZM11 157V158H10ZM18 159L13 160L12 159ZM18 157V158H17ZM44 157V158H43ZM52 159H51V158ZM57 157V158H56ZM67 157V158H66ZM78 157V158H76ZM87 157V158H86ZM93 159H92V158ZM97 157V158H96ZM119 157V159H118ZM121 157V158H120ZM136 157V158H135ZM140 157V158H138ZM142 157V158H141ZM7 158V159H6ZM81 158V161H80ZM84 161H83V159ZM102 158V159H100ZM108 158V159H107ZM112 158V159H111ZM125 160H124V159ZM220 158V159H218ZM224 158V160H223ZM3 159V160H2ZM24 161H23V160ZM29 159V160H28ZM38 159V160H37ZM43 159V160H41ZM46 159V160H45ZM56 159V160H55ZM59 159V160H58ZM105 159V160H104ZM121 159V160H120ZM128 159V160H127ZM130 159V161H129ZM137 159V160H136ZM139 159V160H138ZM150 159V160H149ZM153 159V160H152ZM159 159V160H157ZM217 161H216V160ZM229 159V161H228ZM235 159V160H234ZM9 160V161H7ZM20 160V162H19ZM55 162H54V161ZM75 160V161H74ZM80 161L82 162L79 164ZM92 160V161H91ZM94 160V161H93ZM97 160V161H96ZM111 160V161H110ZM117 160V161H116ZM133 160V161H132ZM199 160V161H198ZM213 160V161H212ZM216 162H215V161ZM226 160V161H225ZM233 160V162H232ZM6 161V162H5ZM26 161V162H25ZM39 161V162H38ZM45 161H48L49 163H46ZM52 161V164L49 165ZM75 162L73 164H77V166L69 167L68 169L62 168L60 169L59 166H63L65 164L71 165L72 163L69 162ZM90 163V164H88ZM142 161V162H141ZM212 161V162H210ZM26 164H25V163ZM38 162V163H37ZM44 164H42V163ZM97 162V163H96ZM122 162V163H121ZM147 162V163H146ZM151 162V163H150ZM225 162V163H224ZM230 164H229V163ZM256 162V163H255ZM18 163V164H17ZM30 163V164H29ZM125 163V164H124ZM128 163V164H127ZM145 163V164H144ZM185 163V164H184ZM188 163V164H187ZM199 165H197V164ZM205 163V164H203ZM209 163V165H208ZM222 163V164H221ZM38 164V165H37ZM48 164V165H47ZM67 164V165H68ZM83 164V165H82ZM89 166H88V165ZM108 164V165H107ZM115 164V165H114ZM203 164V165H201ZM211 164V166H210ZM218 164V165H217ZM223 166H221V165ZM3 165V163H2ZM32 165V166H31ZM42 165V166H41ZM68 165V166H69ZM78 165L87 167H78ZM95 165V166H93ZM99 165V166H98ZM111 168H107L109 166ZM208 165V166H207ZM215 165V166H214ZM27 166V167H26ZM34 166V167H33ZM48 166V168H47ZM74 166V165H71ZM91 166V167H90ZM97 166V167H96ZM113 166V168H112ZM127 166V167H126ZM157 166V167H156ZM178 166V167H176ZM183 166V167H182ZM205 166V167H204ZM207 166V167H206ZM226 166V167H225ZM43 167V168H42ZM96 167V168H95ZM104 167V168H103ZM118 167V168H117ZM215 167V168H213ZM39 170H38V169ZM46 168V169H45ZM80 172V169H82L81 172H84L83 169H86L85 173H77L78 169ZM90 168H92V173H90ZM95 168V169H94ZM103 168V169H101ZM116 168V169H115ZM120 168V169H119ZM162 168V169H161ZM176 168V169H175ZM178 168V169H177ZM184 168V169H183ZM206 168V169H205ZM218 168V169H217ZM31 169V171H30ZM43 169V170H41ZM57 169V170H54ZM64 169V171H63ZM74 169H77L74 170ZM96 169H100L98 172ZM110 169V170H109ZM118 169V170H117ZM131 169V170H130ZM209 169V170H208ZM211 169V170H210ZM37 170V171H36ZM41 170V171H40ZM59 170V171H58ZM62 173H58L61 172ZM67 170V171H65ZM68 170L71 171L68 174ZM112 170V171H111ZM119 170L121 172H119ZM125 170V171H124ZM207 170V171H206ZM30 171V172H29ZM58 174H56V172ZM76 173H75V172ZM110 173H109V172ZM124 171V172H123ZM140 171V172H139ZM162 171V173H161ZM175 171V172H174ZM222 171V172H221ZM25 172H23L25 176ZM63 172H66L65 174ZM105 172V173H104ZM127 172V173H126ZM133 174H132V173ZM33 173V174H32ZM39 173V174H37ZM71 173V174H70ZM75 176H74V174ZM87 173V174H86ZM94 173V174H93ZM125 173V174H124ZM142 173V174H141ZM152 173V174H151ZM174 173V174H173ZM60 174V175H59ZM86 174V175H84ZM108 174V175H107ZM135 174V175H134ZM167 174V175H166ZM170 174V176H169ZM174 176H173V175ZM193 174V175H192ZM31 175H29L31 177ZM39 175V176H38ZM63 175V176H62ZM73 175V178H68V176ZM84 175V176H82ZM107 175V176H105ZM115 177H114V176ZM140 175V176H139ZM176 175V176H175ZM189 175V176H188ZM10 176V175H9ZM8 176V177H9ZM12 176V175H11ZM11 176L9 177V180L12 181ZM37 176V177H34ZM61 176V177H60ZM105 176V177H104ZM166 176V177H165ZM184 176V177H183ZM42 177V178H41ZM53 177V174H52ZM79 177V178H77ZM87 177V178H86ZM97 177V178H96ZM131 177V178H130ZM134 177V178H133ZM139 177V178H138ZM155 177V178H153ZM202 177V178H201ZM205 177V178H204ZM209 177V178H208ZM60 178V179H59ZM63 178V179H61ZM68 178V179H67ZM76 178V179H75ZM100 178V179H99ZM127 178V179H126ZM172 178V179H171ZM176 178L181 179H188L189 181H194L200 183H207L210 186L212 184V190L209 192H205V197L203 194H200L201 191H197V189H188L181 191L177 194H168V195H158L156 190L157 188L159 190H163L164 188L170 187L173 182L172 180ZM49 179L51 181H49ZM58 179V180H57ZM65 179V180H64ZM78 179V180H77ZM92 179V180H91ZM104 179V180H103ZM134 179V182H133ZM168 179V180H167ZM198 179V180H196ZM210 179V180H209ZM107 180V181H106ZM154 180V181H153ZM204 180V181H203ZM58 181V182H57ZM78 181V182H77ZM82 181V182H81ZM127 181V182H126ZM157 183H156V182ZM169 183H168V182ZM214 181V182H213ZM220 181V182H219ZM50 182V183H49ZM52 182V185H51ZM56 184H54V183ZM60 182V183H59ZM86 182V183H85ZM93 182V183H92ZM99 182V183H98ZM107 182V183H106ZM115 182V184H114ZM118 182V183H116ZM124 182V183H123ZM219 182V183H218ZM140 183V185H139ZM216 183V184H215ZM221 183V184H220ZM14 184V185H13ZM17 186H16V185ZM20 184H22L20 186ZM49 184L51 185L49 187ZM81 184V185H80ZM92 184V185H91ZM112 184V185H111ZM148 186H147V185ZM153 184V185H152ZM55 185V186H54ZM94 185V186H93ZM104 185L103 187H100ZM135 185V186H134ZM220 185V186H219ZM222 185V186H221ZM257 185V186H256ZM6 186V187H5ZM15 186V187H14ZM20 186V187H18ZM48 186V187H47ZM83 186V188H82ZM93 186V187H92ZM113 186V187H112ZM133 186V187H132ZM168 186V187H167ZM53 187V188H52ZM55 187V188H54ZM69 189L68 188H71ZM91 187V188H90ZM105 187V188H104ZM124 187V188H123ZM127 187V188H126ZM137 187V188H136ZM152 187L154 189H152ZM222 187V188H221ZM226 187V188H225ZM6 188V189H5ZM24 188V189H22ZM61 188V189H60ZM64 188V189H63ZM100 188V189H99ZM101 188H104L101 189ZM120 188V189H119ZM129 188L130 191H129ZM144 188V189H143ZM151 188V189H150ZM219 188V189H218ZM260 188V189H259ZM10 189V190H9ZM91 189V190H90ZM127 189V190H126ZM135 189V191L133 190ZM7 190V191H6ZM9 190V191H8ZM29 190L30 194L33 192L36 194L31 195L29 193H25L28 195V198L23 194L24 192H27ZM31 190V191H30ZM84 190V191H83ZM102 190V191H101ZM115 190V191H116ZM126 190V191H125ZM132 190V191H131ZM153 192H152V191ZM192 190V191H191ZM218 192H217V191ZM223 190V191H222ZM58 191V192H57ZM97 191V192H98ZM123 191V192H122ZM128 191V192H127ZM3 192V193H2ZM32 192V193H31ZM70 192V194H68ZM78 192V193H76ZM126 192V193H125ZM79 193V194H80ZM146 193V194H147ZM202 193V192H201ZM204 193V192H203ZM211 193V194H210ZM8 195L7 193H5ZM23 194V195H22ZM53 194V195H52ZM95 194L94 192L91 193V195ZM148 194V195H149ZM192 194V195H191ZM208 194V195H207ZM158 195V197H157ZM172 195V197L170 196ZM202 195V196H201ZM35 196H38V200H36ZM120 196V197H121ZM167 196V198L163 197ZM170 196V197H169ZM189 198H188V197ZM202 198H200V197ZM12 197V198H11ZM36 201H34V199ZM63 197V198H62ZM152 197V198H151ZM186 197V198H185ZM199 197L200 205L203 206L200 207L198 205L195 209L194 208H186L183 207V203L185 204L186 201L190 199V201H193L194 199L196 201ZM208 197V198H207ZM0 198V199H1ZM62 198V200L60 199ZM119 198V197H118ZM164 198V199H163ZM191 198H194L191 200ZM205 198V199H204ZM211 198V199H210ZM20 199V200H19ZM27 199V200H26ZM33 199V200H32ZM60 199V200H59ZM166 199V200H165ZM18 202L22 201L20 204H17ZM23 200L26 202H23ZM16 201V202H14ZM32 201V203L30 202ZM60 201V203L56 202ZM62 201V203H61ZM154 201V202H153ZM171 203H169V202ZM189 201V202H190ZM204 202V203H202ZM15 203L17 205H15ZM30 205H29V204ZM57 203V204H56ZM174 203V204H173ZM179 203V204H178ZM187 203V202H186ZM213 203V204H212ZM239 203V204H238ZM178 204V205H176ZM182 205V207H178L179 205ZM260 204V205H259ZM0 205L3 211L4 206ZM15 205V206H14ZM18 208V206H20ZM33 205V206H32ZM149 205V206H148ZM173 205V206H172ZM236 205V206H235ZM6 206V205H5ZM17 208H14L16 207ZM28 206V207H27ZM176 206V208L174 207ZM230 206V207H229ZM10 207V206H9ZM6 206V208H9ZM224 207V208H223ZM29 208V209H27ZM184 208V209H183ZM221 208V209H220ZM32 209V210H31ZM37 209V210H36ZM132 210H123V209H113V212L108 213V215H114L119 217V215H122L123 213H128V211L136 212L139 211L141 208H131ZM177 209V211H176ZM188 209V210H187ZM5 210V208H4ZM20 210V209H19ZM19 210L16 213H19ZM195 210V211H194ZM199 210V211H198ZM223 210V211H222ZM0 211V212H1ZM6 210L5 217H10L12 214H16L15 212L10 214V212ZM20 210V212H22ZM4 212V211H3ZM1 212L0 215L3 213ZM30 212V213H31ZM197 212V213H196ZM219 212V213H218ZM222 212V214H221ZM224 212V214H223ZM226 212V213H225ZM4 213V214H5ZM24 213H21V215H24ZM114 213V214H113ZM214 213V214H213ZM218 213V214H217ZM4 214H2L1 217H4ZM200 214V215H199ZM217 215V217L215 216ZM17 215V214H16ZM20 215V214H18ZM107 215V216H108ZM213 215V216H212ZM231 215V216H230ZM148 216V217H147ZM206 218H205V217ZM202 217V219H201ZM220 217V218H219ZM218 218V219H217ZM192 219V220H191ZM201 219V220H200ZM216 219V222H215ZM227 219V220H226ZM194 220V221H193ZM214 220V221H213ZM218 220V221H217ZM202 223H201V222ZM206 221V222H205ZM154 222H160V224L163 223V225L167 226L165 230L161 228L160 230L155 232H150V236L148 233L150 231V223ZM191 222V223H190ZM220 222V223H219ZM227 222V223H226ZM230 222V223H229ZM233 222V223H232ZM185 223V224H184ZM205 223V224H204ZM212 223V224H211ZM222 223V224H221ZM225 223V224H224ZM144 224V225H143ZM183 224V225H182ZM37 225V223L33 224ZM32 225V226H33ZM199 225V226H198ZM215 225V226H214ZM222 225V226H221ZM225 225V226H224ZM228 225V226H227ZM234 227H233V226ZM179 226V227H178ZM212 226V227H211ZM228 228H227V227ZM236 226V227H235ZM140 227V228H139ZM145 227V228H144ZM172 227V228H171ZM193 227V228H192ZM196 227V228H195ZM219 227V228H218ZM226 227V228H225ZM144 228L143 230H141ZM149 228V230L147 229ZM171 228V229H170ZM176 228V229H175ZM210 230H208V229ZM214 228V229H213ZM225 228V229H224ZM145 229L147 231H145ZM168 234L164 231H168ZM173 229V230H172ZM249 229V230H248ZM140 230V231H139ZM152 230V229H151ZM172 232H171V231ZM219 230V232H220ZM229 230V231H227ZM146 232V233H144ZM164 232V233H163ZM188 233V234H185ZM218 232V231H217ZM248 232V233H247ZM224 233V234H225ZM253 233V234H252ZM107 234V235H106ZM226 234V235H227ZM260 234V235H258ZM94 240H96V234H92ZM257 235V236H256ZM117 236V237H115ZM149 236V237H148ZM167 236V237H166ZM252 236V237H251ZM254 236V237H253ZM151 237V238H150ZM165 237V238H164ZM247 237V239H248ZM100 238V237H99ZM152 240H150V239ZM159 240H157V239ZM260 238V239H261ZM248 239V240H249ZM85 239L74 236L72 238V241H79L80 243L84 241ZM99 240V239H98ZM157 240V241H156ZM246 240V239H245ZM254 240V239H253ZM143 241V240H142ZM96 242V241H91ZM138 242V243H137ZM137 243V244H136ZM160 243V244H159ZM164 243V244H162ZM201 243V242H199ZM135 244V245H134ZM140 244V245H139ZM142 243L137 240H133L129 242L130 246H117L116 249L113 251V257L120 259V258H126L129 259L130 262L135 263L137 261L143 260L148 255H151L152 251H147V249H140ZM162 244V245H161ZM60 246V243L57 244ZM136 246V247H135ZM154 246V245H153ZM254 247V246H253ZM251 247L250 250L244 251L237 261L232 262L231 264H264V242L260 245L255 246L256 248ZM58 248V247H57ZM55 249L58 251V249ZM61 253H63V249H59ZM136 251V252H135ZM144 251V252H143ZM147 251V252H146ZM249 251V252H248ZM56 252V253H59ZM151 253V254H150ZM256 253V254H255ZM243 255V256H242ZM257 255V256H256ZM116 256V257H115ZM245 257V258H244ZM249 258V259H248ZM252 258V261L251 259ZM256 258V259H255ZM125 259V260H126ZM247 261H245V260ZM204 258H183L182 264H195L200 263Z\"/></svg>", "mask_w": 264, "mask_h": 264}, {"label": "bare ground", "instance_id": "obj_2", "mask_svg": "<svg viewBox=\"0 0 264 264\" xmlns=\"http://www.w3.org/2000/svg\"><path fill=\"white\" fill-rule=\"evenodd\" d=\"M2 1V0H1ZM3 1H5V0H3ZM12 1V0H11ZM29 1V0H28ZM28 1H27V3H28ZM31 1V0H30ZM33 1V0H32ZM45 1V0H44ZM59 1V0H58ZM64 1H66V0H64ZM69 1V0H68ZM73 1V0H72ZM77 1V0H76ZM79 1V0H78ZM81 1V0H80ZM83 1V0H82ZM86 1V0H85ZM92 1V0H91ZM112 1V0H111ZM115 1V0H114ZM142 1V0H141ZM140 1V2H141ZM164 1V0H163ZM194 1V0H193ZM8 2V1H7ZM7 2H4V3H7ZM10 2V1H9ZM19 2V1H18ZM24 3H25V1H23ZM39 2V1H38ZM37 2V3H38ZM40 2H42V1H40ZM49 2H51V1H49ZM60 2V1H59ZM58 2V3H59ZM110 2V1H109ZM117 2V1H116ZM3 3V2H2ZM3 3V4H4ZM14 3H15V1H14ZM26 3V4H27ZM34 3V2H33ZM46 3V2H45ZM64 3V2H63ZM71 3V2H70ZM69 3V4H70ZM92 3V2H91ZM103 3H106V1L105 2H103ZM114 3V2H113ZM120 3V2H119ZM124 3V2H123ZM136 3V2H135ZM154 3V2H153ZM8 4H11V3H8ZM13 4V3H12ZM29 4V3H28ZM32 4V3H31ZM35 4H36V2H35ZM43 4V3H42ZM55 4H57V3H55ZM66 4H68V3H66ZM77 4V3H76ZM75 4V5H76ZM81 4V3H80ZM84 4H86V3H84ZM89 4V3H88ZM151 4V3H150ZM7 5V4H6ZM20 5V4H19ZM46 5H49V3L47 4L46 3ZM45 5V6H46ZM62 5V4H61ZM74 5V4H73ZM101 5V4H100ZM99 5V6H100ZM116 5V4H115ZM134 5V4H133ZM11 5H9V7H10ZM22 6V5H21ZM28 6V5H27ZM56 6H59L58 4L57 5H55V7ZM69 6V5H68ZM70 6H72L71 4H70ZM77 6H79V5H77ZM83 6V5H82ZM87 7L89 6V5H86ZM109 6H111V5H109ZM122 6V5H121ZM128 6V5H127ZM155 6V5H154ZM5 7V6H4ZM16 7V6H15ZM20 7V6H19ZM25 7V6H24ZM29 7V6H28ZM40 7H41V5H40ZM42 7H43V5H42ZM55 7H53V8H55ZM86 7V8H87ZM95 7H98V5L97 6H95ZM101 7V6H100ZM99 7V8H100ZM102 7H104V6H102ZM139 7V6H138ZM143 7V6H142ZM149 7V6H148ZM156 7V6H155ZM160 7V6H159ZM8 8V7H7ZM31 8H33V9H37V8H34L33 6L31 7ZM45 8V7H44ZM47 8V7H46ZM50 8H51V10H52V5L50 6ZM61 8V7H60ZM68 8V7H67ZM72 8H74V7H72ZM81 8V7H80ZM98 8V9H99ZM104 8H106V7H104ZM116 8V7H115ZM121 8V7H120ZM197 8V7H196ZM5 9H6V7H5ZM4 9V10H5ZM10 9V8H9ZM29 9V8H28ZM39 9V8H38ZM43 9V8H42ZM77 9V8H76ZM90 9V8H89ZM110 9V8H109ZM112 9H113V7H112ZM131 9V8H130ZM134 9V8H133ZM138 9V8H137ZM136 9V10H137ZM150 9V8H149ZM12 10V9H11ZM16 10V9H15ZM54 10V9H53ZM60 9H58V11H59ZM74 10V9H73ZM83 10H84V8H83ZM92 10H94V8L92 9ZM99 10H101V9H99ZM107 10V9H106ZM132 10V9H131ZM156 10H157V8H156ZM235 10V9H234ZM263 10V9H262ZM14 11V10H13ZM19 11V10H18ZM18 11H16V12H18ZM32 11V10H31ZM36 11L37 10H35V13H36ZM40 11V10H39ZM43 10H41V12H42ZM48 11V10H47ZM46 11V12H47ZM56 11V10H55ZM62 11H63V8H62ZM72 11V10H71ZM74 11H76V10H74ZM79 11V10H78ZM85 11V10H84ZM83 11V12H84ZM89 11V10H88ZM95 11H97V9H95ZM105 11V10H104ZM144 11V10H143ZM150 11V10H149ZM193 11V10H192ZM23 12H24V10H23ZM23 12H21L22 14H23ZM45 12V11H44ZM52 12V11H51ZM57 12V11H56ZM55 12V13H56ZM81 12V11H80ZM79 12V13H80ZM90 12H91V10H90ZM94 12V11H93ZM93 12H92V14H93ZM99 12V11H98ZM103 12V11H102ZM110 12V11H109ZM117 12V11H116ZM123 12V11H122ZM132 12V11H131ZM137 12V11H136ZM141 12V11H140ZM146 12H147V10H146ZM213 12V11H212ZM6 13V12H5ZM11 13V12H10ZM29 13L31 14V12H30V9H29ZM53 13V12H52ZM60 13H61V11H60ZM71 13H73V12H71ZM86 13V12H85ZM121 13V12H120ZM129 13V12H128ZM150 13H151V11H150ZM161 13H163V11H161ZM199 13V12H198ZM2 14V13H1ZM0 14V15H1ZM16 14V13H15ZM25 14H26V11H25ZM32 14H34V12H32ZM39 14H42V13H39ZM44 14V13H43ZM51 13H49V15H50ZM57 14V13H56ZM80 14H82V12L80 13ZM100 14V13H99ZM101 14H103V13H101ZM114 14V13H113ZM117 14H118V12H117ZM122 14V13H121ZM135 13H134V11H133V15H134ZM137 14V13H136ZM141 14V13H140ZM139 14V15H140ZM157 14V13H156ZM164 14V13H163ZM12 15V14H11ZM16 15H18V14H16ZM34 15H36L37 16V14H34ZM52 15V14H51ZM67 15V14H66ZM88 15H90V14H88ZM127 15V14H126ZM152 15H154V14H152ZM8 16V15H7ZM6 16V17H7ZM33 16V15H32ZM41 15H39V17H40ZM46 16V15H45ZM44 16V17H45ZM53 16V15H52ZM52 16H50V17H52ZM58 16V15H57ZM68 17H69V15H67ZM78 16V15H77ZM83 16V15H82ZM91 16V15H90ZM158 16V15H157ZM161 16H162V14H161ZM12 17H14V16H12ZM18 17V16H17ZM44 17L42 18V19H44ZM62 17V16H61ZM71 17V16H70ZM73 17V16H72ZM97 17V16H96ZM99 17V16H98ZM104 17V16H103ZM102 17V18H103ZM137 17H138V15H137ZM145 17V16H144ZM154 17V16H153ZM22 18V17H21ZM30 18V17H29ZM28 18V19H29ZM32 18V17H31ZM30 18V19H31ZM47 18H49V17H47ZM55 18H57V17H55ZM60 18V17H59ZM64 18V17H63ZM81 18V17H80ZM83 18V17H82ZM110 18V17H109ZM139 18V17H138ZM157 18V17H156ZM160 18V17H159ZM27 19V20H28ZM40 19V18H39ZM97 19L98 18H96L95 20L97 21ZM118 19V18H117ZM241 19V18H240ZM6 20V19H5ZM9 20V19H8ZM11 20H12V18H11ZM18 20V19H17ZM20 20H22V19H20ZM24 20H25V18H24ZM50 20H51V18H50ZM55 20V19H54ZM60 20H62L61 18H60ZM59 20V21H60ZM68 20V19H67ZM73 20V19H72ZM75 20H76V16H75ZM81 20V19H80ZM140 20H142L141 19V17H140ZM139 20V21H140ZM143 20L146 22L147 21V19L145 20L144 18H143ZM148 20H149V18H148ZM159 20V19H158ZM222 20V19H221ZM14 21V20H13ZM31 21V20H30ZM43 21V20H42ZM58 21V22H59ZM62 21H64V20H62ZM66 21V20H65ZM65 21H64V23H65ZM69 21H71V20H69ZM87 21V20H86ZM150 22H151V20H149ZM148 21V22H149ZM154 21H156L155 19H154ZM164 21V20H163ZM191 21V20H190ZM224 21V20H223ZM1 22V21H0ZM27 22V21H26ZM37 22V21H36ZM39 22H40V20H39ZM46 22V21H45ZM52 22V21H51ZM54 22V21H53ZM58 22H56V23H58ZM72 22V21H71ZM82 23H83V21H81ZM84 22H85V20H84ZM100 22V21H99ZM98 21H97V23H99ZM135 22V21H134ZM149 22V23H150ZM222 22V21H221ZM8 23V22H7ZM24 23H25V21H24ZM23 23V24H24ZM31 23V22H30ZM38 23V22H37ZM41 23V22H40ZM43 23V22H42ZM56 23H53V24H56ZM63 23V22H62ZM73 23H75V22H73ZM77 23V22H76ZM78 23H80V21L78 22ZM77 23V24H78ZM86 23V22H85ZM89 23V22H88ZM103 23V22H102ZM112 23V22H111ZM210 23V22H209ZM3 25H4V23H2ZM18 24V23H17ZM16 24V22H15V26L17 25ZM20 24V23H19ZM26 24V23H25ZM32 24V23H31ZM46 24V23H45ZM60 24H61V22H60ZM66 24H68L69 25V23H67L66 22ZM95 24V23H94ZM93 24V25H94ZM170 24V23H169ZM6 25V24H5ZM11 25V24H10ZM27 25H28V23H27ZM33 25V24H32ZM42 25V24H41ZM73 25V24H72ZM78 25H80V24H78ZM84 25V24H83ZM92 25V24H91ZM114 25V24H113ZM125 25V24H124ZM183 25V24H182ZM204 25V24H203ZM238 25V24H237ZM7 26V25H6ZM12 26V25H11ZM14 26V27H15ZM37 26V25H36ZM35 26V27H36ZM52 26V25H51ZM56 26H57V24H56ZM58 26H60V25H58ZM64 26H66L65 24H64ZM71 26V25H70ZM82 26V25H81ZM79 27V28H82V27ZM90 26V25H89ZM101 26V25H100ZM104 26V25H103ZM107 26V25H106ZM109 26V25H108ZM154 26V25H153ZM160 26V25H159ZM197 26H199L198 24H197ZM19 27V26H18ZM47 27V26H46ZM62 27H63V25H62ZM72 28H74L73 26H71ZM70 27V28H71ZM83 27H85V26H83ZM96 27H97V25H96ZM121 27V26H120ZM126 27V26H125ZM158 27V26H157ZM186 27V26H185ZM194 27V26H193ZM200 27V26H199ZM2 28V27H1ZM7 28H9L10 29V27H8L7 26ZM17 28V27H16ZM15 28V29H16ZM20 28H22V27H20ZM49 28H51V27H49ZM65 28V27H64ZM77 28V27H76ZM88 27H86V29H87ZM91 28H94V27H91ZM113 28H115V27H113ZM118 28V27H117ZM162 28V27H161ZM191 28V27H190ZM201 28V27H200ZM15 29L13 30V31H15ZM43 29V28H42ZM48 29V28H47ZM53 29V28H52ZM69 29V28H68ZM86 29H85V31H86ZM109 29V28H108ZM107 28H106V30H108ZM111 29V28H110ZM126 29V28H125ZM128 29V28H127ZM126 29V30H127ZM160 29V28H159ZM189 29V28H188ZM192 29V28H191ZM216 29V28H215ZM26 30V29H25ZM24 30V31H25ZM29 30V29H28ZM34 30V29H33ZM38 30V29H37ZM55 30V29H54ZM67 30V29H66ZM71 30V29H70ZM81 30H84V29H81ZM88 30V29H87ZM104 30V29H103ZM114 30V29H113ZM118 29H116V31H117ZM195 30V29H194ZM199 30V29H198ZM219 30V29H218ZM5 31V30H4ZM6 31H8V30H6ZM20 31H22L21 29H20ZM40 31V30H39ZM46 31V30H45ZM61 31H62V29H61ZM79 31V30H78ZM110 31V30H109ZM123 31V30H122ZM130 31V30H129ZM148 31V30H147ZM191 31V30H190ZM217 31V30H216ZM215 31V32H216ZM35 32V31H34ZM54 32H56V30L54 31ZM68 32V31H67ZM73 31H71V33H72ZM75 32V31H74ZM84 32V31H83ZM89 32V31H88ZM94 32H95V30H94ZM104 32V31H103ZM103 32H101V36H102V33ZM124 32V31H123ZM126 32V31H125ZM131 32H133V31H131ZM136 32V31H135ZM156 32V31H155ZM189 32V31H188ZM192 32V31H191ZM198 32V31H197ZM206 32V31H205ZM2 34H3V32H1ZM7 33V32H6ZM12 33V32H11ZM15 33V32H14ZM21 33V32H20ZM32 33V32H31ZM48 33V32H47ZM62 33V32H61ZM70 33V32H69ZM91 33V32H90ZM115 33V32H114ZM218 33V32H217ZM5 34V33H4ZM16 34V33H15ZM23 34V33H22ZM22 34H21V36H22ZM30 34V33H29ZM35 34H37V33H35ZM44 34V33H43ZM43 34H41V36L43 35ZM49 34H50V32H49ZM60 34V33H59ZM62 34H64V33H62ZM61 34V35H62ZM72 34H74V33H72ZM76 34V33H75ZM78 34H80L79 32H78ZM82 34V33H81ZM84 34V33H83ZM88 34V33H87ZM97 34V33H96ZM108 34H109V32H108ZM112 34V33H111ZM124 34V33H123ZM139 34V33H138ZM141 34V33H140ZM159 34V33H158ZM222 34H226V33H222ZM229 34V33H228ZM14 35V34H13ZM18 35L20 36V34H19V32H18ZM27 35H28V33H27ZM31 35V34H30ZM47 35V34H46ZM67 35V34H66ZM65 35V36H66ZM91 35V34H90ZM89 35V37H91ZM121 35V34H120ZM134 36H135V34H133ZM132 35V36H133ZM230 35V34H229ZM15 36H17V35H15ZM19 36H17L18 37V39H19ZM24 36V35H23ZM38 36V35H37ZM62 36H64V35H62ZM72 36V35H71ZM93 36V35H92ZM94 36H96V35H94ZM105 36V35H104ZM103 36V37H104ZM107 36H109V35H107ZM113 36V35H112ZM117 36H118V34H117ZM131 36V37H132ZM152 36V35H151ZM231 36V35H230ZM44 37V36H43ZM79 37V36H78ZM84 37V36H83ZM87 38H88V35L86 36ZM102 37V38H103ZM113 37H115V36H113ZM127 37H128V34H127ZM142 37V36H141ZM153 37V36H152ZM179 37V36H178ZM228 37V36H227ZM1 38V37H0ZM12 38V37H11ZM15 39H16V37H14ZM23 38V37H22ZM27 38V37H26ZM30 38V37H29ZM38 38H39V36H38ZM47 38V37H46ZM57 38V37H56ZM58 38H60L59 36H58ZM61 38H63V37H61ZM65 38V37H64ZM63 38V39H64ZM73 38V37H72ZM93 38H97V37H93ZM92 38V39H93ZM100 38V37H99ZM116 38V37H115ZM115 38H114V40H115ZM118 38V37H117ZM129 38V37H128ZM138 38V37H137ZM136 38V39H137ZM228 38H230V39H232V40H234V41H232L233 43L234 42H236V44H242L241 45V48H242V46L244 47V45L245 44H243L242 42H243V40L242 41H240L238 38H235V37H228ZM5 39V38H4ZM9 39H10V37H9ZM25 39V38H24ZM28 39V38H27ZM33 39V38H32ZM37 39V38H36ZM42 39H44V38H42ZM48 39V38H47ZM78 39H80V38H78ZM140 39V38H139ZM148 39H150V38H148ZM154 39V38H153ZM244 39V38H243ZM2 40V39H1ZM12 40H13V38H12ZM21 39H19V41H20ZM57 40H59V42L61 41L60 39H57ZM87 40V39H86ZM100 40V39H99ZM119 40V39H118ZM122 40V39H121ZM128 40V39H127ZM167 40V39H166ZM3 42H4V40H2ZM9 41V40H8ZM23 41H27V40H23ZM34 41V40H33ZM39 40H37V42H38ZM68 41V40H67ZM80 41V40H79ZM85 41V40H84ZM101 41V40H100ZM100 41H98L97 43H99ZM110 41H112L111 39H110ZM110 41H107V43L108 42H110ZM141 41H142V39H141ZM144 41V40H143ZM164 41V40H163ZM2 42V43H3ZM22 42V41H21ZM30 42V41H29ZM42 42V41H41ZM40 42V43H41ZM50 42H51V40H50ZM58 42V41H57ZM62 42H64V41H62ZM71 42V41H70ZM75 42V41H74ZM87 42V41H86ZM122 42H124V41H122ZM137 42H138V40H137ZM162 42V41H161ZM1 43V42H0ZM6 43H8V42H6ZM15 43V42H14ZM47 43V42H46ZM52 43V42H51ZM55 43H56V41H55ZM54 43V44H55ZM80 43V42H79ZM101 44L103 43V40L100 42ZM99 43V44H100ZM115 43V42H114ZM119 43V42H118ZM129 43V42H128ZM149 43H151V40L149 41ZM153 43V42H152ZM157 43V42H156ZM156 43H155V45H156ZM4 44H5V42H4ZM10 44V43H9ZM18 44L19 43H17V46H18ZM23 44H26V43H23ZM53 44V43H52ZM64 44V43H63ZM69 44V43H68ZM95 44V43H94ZM93 44V45H94ZM105 44V43H104ZM110 44V43H109ZM109 44H106V45H109ZM124 44V43H123ZM137 44V43H136ZM146 44H147V42H146ZM160 44V43H159ZM167 44V43H166ZM15 45V44H14ZM30 45H32L31 43H30ZM40 45V44H39ZM51 44H49V46H50ZM57 45H59V44H57ZM61 45V44H60ZM85 46H86V43L84 44ZM90 45V44H89ZM103 45V44H102ZM102 45H100V46H102ZM106 45H105V47H106ZM114 45V44H113ZM112 45V46H113ZM124 45H126V44H124ZM131 45H132V43H131ZM142 45V44H141ZM144 45V44H143ZM151 45V44H150ZM173 45V44H172ZM5 46V45H4ZM11 46H12V44H11ZM20 46V45H19ZM37 46V45H36ZM42 46V45H41ZM52 46V45H51ZM64 46V45H63ZM71 46V45H70ZM70 46H69V48H70ZM73 46V45H72ZM77 46V45H76ZM81 46V45H80ZM85 46H83V47H85ZM99 46V47H100ZM116 46V45H115ZM121 46V45H120ZM156 46H158V45H156ZM222 46V45H221ZM239 46V45H238ZM16 47V46H15ZM21 48L23 47L22 45L20 46ZM30 48H32L31 46H29ZM39 47V46H38ZM57 47H59V46H57ZM56 46H54V48L56 49L57 48ZM87 47V46H86ZM122 47V46H121ZM123 47H125V46H123ZM123 47H122V49H123ZM240 47V46H239ZM246 47V46H245ZM244 47V48H245ZM0 50H2V48L3 47H1L0 46ZM27 48V47H26ZM29 48V49H30ZM41 48H43V47H41ZM45 48H46V46L44 47V50H45ZM52 48H53V46H52ZM52 48H51V50H52ZM68 48V49H69ZM90 48V47H89ZM114 48H117V46L116 47H114ZM126 48V47H125ZM131 48H132V46H131ZM130 48V49H131ZM134 48H135V46H134ZM133 48V49H134ZM148 48V47H147ZM151 48V47H150ZM153 48H154V46H153ZM162 48V47H161ZM208 48V47H207ZM9 49V48H8ZM7 49V50H8ZM12 50L14 49V48H11ZM10 49V50H11ZM24 49V48H23ZM23 49H22V51H23ZM35 49V48H34ZM60 49V48H59ZM67 49V48H66ZM73 49V48H72ZM84 49V48H83ZM92 49H93V47H92ZM110 49V48H109ZM127 49V48H126ZM137 49V48H136ZM142 49H144V47L142 48ZM194 49V48H193ZM40 50V49H39ZM43 50V49H42ZM48 51L47 52H49L50 53V51H49V49H47ZM58 50V49H57ZM61 50V49H60ZM86 50H88V49H86ZM85 50V51H86ZM99 50V49H98ZM105 50V49H104ZM111 50V49H110ZM119 50V49H118ZM117 50V51H118ZM150 50V49H149ZM153 50H156V51H158V49L156 48V49H153ZM161 50H164V49H160V51ZM245 50H247V48L245 49ZM263 50V49H262ZM5 51V53H6V50H4ZM16 51V50H15ZM36 51V50H35ZM70 51V50H69ZM72 51H74V50H72ZM91 51V50H90ZM94 51V50H93ZM117 51H116V49H115V51L114 52H116L117 53ZM131 51H132V49H131ZM151 51V50H150ZM167 50H165V52H166ZM169 51H172V50H169ZM174 51V50H173ZM9 52V51H8ZM52 52H53V50H52ZM97 52V51H96ZM109 52V51H108ZM122 52V51H121ZM135 52V51H134ZM140 52V51H139ZM148 52V51H147ZM168 52V51H167ZM186 52V51H185ZM189 52V51H188ZM5 53H3V54H5ZM10 53H11V51H10ZM15 53V52H14ZM25 53V52H24ZM42 53V52H41ZM61 53V52H60ZM63 53V52H62ZM84 53V52H83ZM88 53V52H87ZM93 53V52H92ZM95 53V52H94ZM111 53V52H110ZM136 53V52H135ZM158 53H160L161 54V52H159L158 51ZM212 53V52H211ZM251 53V52H250ZM253 53V52H252ZM17 54H19V56H20V54L21 53H18L17 52ZM44 54V53H43ZM47 54V53H46ZM45 54V55H46ZM53 54V53H52ZM51 54V55H52ZM73 54V53H72ZM91 54V53H90ZM98 54V53H97ZM105 54V53H104ZM120 54V53H119ZM118 54V55H119ZM121 54H123V53H121ZM120 54V55H121ZM134 54V53H133ZM140 54V53H139ZM146 54V53H145ZM151 54V53H150ZM156 54V53H155ZM166 54V53H165ZM171 54V53H170ZM169 54V55H170ZM187 54V53H186ZM8 54H6L4 57L6 58V56H7ZM28 55V54H27ZM39 55V54H38ZM37 55V56H38ZM50 55V56H51ZM58 55V54H57ZM87 55V54H86ZM101 55V54H100ZM131 55V54H130ZM141 55H142V53H141ZM174 55V54H173ZM233 55H234V53H233ZM247 55V54H246ZM22 56H23V54H22ZM42 56V55H41ZM47 56V55H46ZM59 56V55H58ZM57 56V57H58ZM82 56V55H81ZM142 56H144V55H142ZM161 57H162V55H160ZM159 56V57H160ZM171 56V55H170ZM175 56V59H176V56L177 55H174ZM181 56V55H180ZM243 56V55H242ZM248 56V55H247ZM4 57L2 56V54L0 53V64L1 65H5V63L6 62H4ZM15 57V56H14ZM16 57H17V55H16ZM24 57H27L26 55L24 56ZM31 57V56H30ZM51 57H54V56H51ZM61 57V56H60ZM59 57V58H60ZM63 57H65L64 55H63ZM62 57V58H63ZM67 57V56H66ZM70 57V56H69ZM72 57V56H71ZM92 58H93V56H91ZM95 58H97V57H99L98 55L97 56H94ZM106 57H107V51H106ZM115 57V56H114ZM124 57V56H123ZM130 57V56H129ZM144 57H146V56H144ZM143 57V58H144ZM151 57V56H150ZM155 57V56H154ZM153 57V58H154ZM20 58V57H19ZM28 58V57H27ZM32 58H34V57H32ZM31 58V59H32ZM61 58V59H62ZM84 59H85V57H83ZM91 58V59H92ZM94 58V59H95ZM100 58V57H99ZM102 58V57H101ZM113 58V57H112ZM128 58V57H127ZM135 58V57H134ZM133 58V59H134ZM148 58H149V56H148ZM167 58V57H166ZM171 58H172V56H171ZM182 58V57H181ZM241 58V57H240ZM256 58V57H255ZM7 59V58H6ZM6 59H5V61H6ZM16 59V58H15ZM17 59H18V57H17ZM26 59V58H25ZM44 59V58H43ZM61 59H59V61L61 60ZM80 59V58H79ZM107 59V58H106ZM118 59V58H117ZM132 59V60H133ZM147 59V58H146ZM151 59V61H153L152 60V58H150ZM157 59V58H156ZM160 59V58H159ZM245 59V58H244ZM12 60V59H11ZM13 60H14V58H13ZM29 60V59H28ZM51 60H52V58H51ZM54 61H55V59H53ZM58 60V59H57ZM57 60H56V62H57ZM104 60V59H103ZM112 60V59H111ZM113 60H114V58H113ZM122 60H124V59H122ZM126 60V59H125ZM142 60V59H141ZM145 60V59H144ZM171 60V59H170ZM173 60V59H172ZM179 60V63H181V61H180V59H178ZM9 61V58L7 59V62ZM15 61H17V60H15ZM37 61V60H36ZM38 61H39V59H38ZM48 61H50V60H48ZM53 61V62H54ZM63 61V60H62ZM73 61V60H72ZM82 61H83V59H82ZM81 61V62H82ZM94 61V60H93ZM107 61V60H106ZM110 61V60H109ZM114 61H116V59L114 60ZM118 61H119V59H118ZM150 61V60H149ZM157 61V60H156ZM176 61V60H175ZM175 61H174V63H175ZM239 61H241V60H239ZM21 62H22V60H21ZM20 62V63H21ZM25 62V61H24ZM31 62H33V61H31ZM66 62V61H65ZM69 63H71L70 62V60L68 61ZM67 62V63H68ZM76 62V61H75ZM84 62V61H83ZM89 62V61H88ZM105 62V61H104ZM103 62V63H104ZM108 62V61H107ZM107 62H106V64H107ZM117 62V61H116ZM122 62V61H121ZM133 62H135V61H133ZM146 61H144V63H145ZM246 62V61H245ZM248 62H249V60H248ZM9 63H10V61H9ZM8 63V64H9ZM13 63H15L14 61H13ZM18 63H19V61H18ZM41 63V62H40ZM63 63H64V61H63ZM79 63V62H78ZM87 63V62H86ZM101 63V62H100ZM102 63V64H103ZM110 63H112V62H110ZM124 63V62H123ZM126 64H127V62H125ZM124 63V64H125ZM149 63H152V62H149ZM148 63V64H149ZM156 63V62H155ZM158 63H159V60H158ZM183 63H185V62H183ZM7 64V63H6ZM11 64V63H10ZM28 64V62L26 63V65ZM45 64V63H44ZM56 64V63H55ZM62 64V63H61ZM60 64V65H61ZM72 64V63H71ZM75 64H77V63H75ZM101 64V65H102ZM113 64V63H112ZM129 64H131V63H129ZM152 64H154V63H152ZM186 64V63H185ZM184 64V65H185ZM256 64V63H255ZM20 65V64H19ZM18 64H17V66L18 67H16L17 69H19V68H22L23 66L21 65V67L19 66ZM37 65V64H36ZM39 65V64H38ZM52 65V64H51ZM59 64H57V66H58ZM59 65V66H60ZM67 65V64H66ZM79 65V64H78ZM100 65V64H99ZM122 65V64H121ZM132 65H133V63H132ZM140 65V64H139ZM164 65V64H163ZM179 65H181V64H179ZM257 65V64H256ZM5 66H7V65H5ZM9 66V65H8ZM15 67L16 66V64L14 65V64H12V67ZM31 66V65H30ZM45 66V65H44ZM54 66H56V65H54ZM58 66V67H59ZM63 66V65H62ZM69 66V65H68ZM74 66V65H73ZM77 66V65H76ZM82 66H84L83 64H82ZM85 66H88V64L86 65L85 64ZM94 66V65H93ZM105 67H106V65H104ZM125 66V65H124ZM143 66V65H142ZM145 66V65H144ZM175 66V65H174ZM173 66V67H174ZM177 66V65H176ZM181 66H183V64L181 65ZM186 66H188V65H186ZM194 66V65H193ZM13 67V68H14ZM37 67V66H36ZM41 66L39 65V67L38 68H40ZM52 67H53V65H52ZM70 67V66H69ZM71 67H72V65H71ZM75 67V66H74ZM73 67V68H74ZM81 67V66H80ZM90 67V66H89ZM96 67V66H95ZM115 67H117V66H115ZM114 67V68H115ZM119 67V66H118ZM121 67V66H120ZM119 67V68H120ZM126 67H128V66H126ZM125 67V68H126ZM137 67V66H136ZM146 67V66H145ZM159 67V66H158ZM179 67V66H178ZM192 67V66H191ZM247 67H248V65H247ZM27 68H29L28 66H27ZM44 68H46V67H44ZM62 68V67H61ZM101 68V67H100ZM109 68V67H108ZM123 68V67H122ZM134 68V67H133ZM195 68V67H194ZM193 68V69H194ZM197 68V67H196ZM255 68V67H254ZM262 68V67H261ZM7 69V68H6ZM15 69V68H14ZM48 69V68H47ZM56 69H58V68H56ZM69 69V68H68ZM71 69V68H70ZM76 69H77V67H76ZM81 69V68H80ZM84 69V68H83ZM103 69V68H102ZM128 69H130V66H129V68ZM140 69V68H139ZM147 69V68H146ZM160 69V68H159ZM183 69V68H182ZM209 69V68H208ZM257 69V68H256ZM20 70V69H19ZM21 70H26V72L28 71L29 73H31L30 72V69H25V68H22ZM20 70V71H21ZM38 70V69H37ZM46 69H42V71H45ZM49 70V69H48ZM51 70V69H50ZM72 70H74V69H72ZM79 70V69H78ZM78 70H77V72H78ZM85 70V69H84ZM97 70V69H96ZM105 70V69H104ZM110 70V69H109ZM112 70V72L113 71H115V70H113V69H111ZM133 70V69H132ZM180 70V69H179ZM184 70V69H183ZM186 70V69H185ZM188 70V69H187ZM252 70V69H251ZM264 70V69H263ZM3 71V70H2ZM20 71H19V73H20ZM23 71V72H24ZM38 71H40V69L38 70ZM59 71V70H58ZM65 71V70H64ZM81 71H83L82 69H81ZM92 71V70H91ZM119 71H121V69H119ZM139 71V70H138ZM143 71V70H142ZM155 71V70H154ZM178 71V70H177ZM198 71V70H197ZM201 71V70H200ZM253 71V70H252ZM1 72V71H0ZM33 72V71H32ZM47 72V71H46ZM49 72V71H48ZM47 72V73H48ZM61 72V71H60ZM66 72V71H65ZM71 72V71H70ZM101 72H103V71H101ZM100 72V73H101ZM105 72V71H104ZM103 72V73H104ZM115 72H117V71H115ZM115 72H114V74H115ZM149 72V71H148ZM186 72H188V71H186ZM196 72V71H195ZM202 72V71H201ZM237 72V71H236ZM254 72V71H253ZM256 72H257V70H256ZM256 72H254V74L256 73ZM14 73V72H13ZM17 73V72H16ZM22 73V72H21ZM25 73V72H24ZM39 73V72H38ZM46 73V75H47V77L45 76V75H43L42 77H44L45 76V79L43 78V80H45V81H47L49 78H50V76H51V74L53 73V72H51V74L48 76V74ZM50 73V72H49ZM68 73V72H67ZM82 72H80L79 74H81ZM87 73V72H86ZM85 73V74H86ZM109 73V72H108ZM120 73V72H119ZM128 73V72H127ZM132 73V72H131ZM137 73L138 72H136L135 73V75L137 76ZM143 73V72H142ZM217 73V72H216ZM2 74V73H1ZM8 74V73H7ZM32 74V73H31ZM30 74V75H31ZM44 74V73H43ZM54 74V73H53ZM52 74V75H53ZM61 74H62V72H61ZM64 74H66V73H64ZM63 74V75H64ZM71 74V73H70ZM77 74V73H76ZM75 74V75H76ZM95 74V73H94ZM94 74H92V75H94ZM110 74V73H109ZM118 74V73H117ZM125 74V73H124ZM153 74V73H152ZM167 74V73H166ZM10 75V74H9ZM11 75H12V73H11ZM29 75V76H30ZM73 75V74H72ZM111 75V74H110ZM109 75V76H110ZM131 75V74H130ZM146 75V74H145ZM195 75V74H194ZM197 75V74H196ZM1 76H3V75H1ZM6 76V75H5ZM15 76H17V74L15 75ZM21 76V75H20ZM33 76V74L31 75V77ZM34 76H36L35 74H34ZM38 76H40L39 78H41V75H38ZM59 76V75H58ZM62 76V75H61ZM67 76V75H66ZM65 76V77H66ZM78 76V75H77ZM90 76V75H89ZM102 76H105V75H102ZM119 76H122V75H119ZM141 76V75H140ZM140 76H139V79H140ZM156 76V75H155ZM7 77V76H6ZM10 77V76H9ZM24 77V76H23ZM49 77V78H48ZM54 77V76H53ZM56 77V76H55ZM54 77V78H55ZM60 77V76H59ZM100 77V76H99ZM98 77V78H99ZM108 77V76H107ZM106 77V78H107ZM114 77V76H113ZM130 77V76H129ZM132 77H133V75H132ZM145 77V76H144ZM169 77V76H168ZM263 77V76H262ZM3 78V77H2ZM36 78H38L37 76H36ZM46 78H48L47 80H46ZM52 78V77H51ZM85 78H86V76H85ZM91 78H94V77H91ZM105 78V77H104ZM111 78V77H110ZM110 78L108 79V80H110ZM131 78V77H130ZM136 78V77H135ZM148 78V77H147ZM151 77H149V79H150ZM6 79H8V77L6 78ZM5 79V80H6ZM11 79V78H10ZM19 79V78H18ZM32 79V78H31ZM33 79H34V77H33ZM32 79V80H33ZM56 79V78H55ZM55 79H49L48 81H50V80H52L53 82H58V80H59V82L62 80H60V79H58L57 78V80H55ZM67 79V78H66ZM69 79V78H68ZM67 79V80H68ZM73 79L74 78H72V80H71V82L73 81ZM95 79V78H94ZM123 79V78H122ZM126 79V78H125ZM134 79V78H133ZM143 79V78H142ZM219 79H221V78H219ZM22 80V79H21ZM20 80V81H21ZM26 80V79H25ZM31 80V81H32ZM80 80V79H79ZM83 80H85V79H83ZM83 80H80V82L81 81H83ZM96 80H97V78H96ZM128 80V79H127ZM135 80V79H134ZM133 80V81H134ZM203 80V79H202ZM211 80V79H210ZM218 80V79H217ZM217 80H216V82H217ZM254 80V79H253ZM258 80V79H257ZM11 81V80H10ZM15 81V80H14ZM24 81V80H23ZM29 81V80H28ZM34 81H37L38 83H37V85L39 84V83H41V82H43V81H40L39 79H34L33 80V83H34ZM40 81V82H39ZM44 81V82H45ZM64 80H62L60 83H62ZM70 81V80H69ZM76 81V80H75ZM94 81V80H93ZM114 81V80H113ZM120 81V80H119ZM129 81V80H128ZM141 81V80H140ZM155 81V80H154ZM215 81V80H214ZM5 82H7V81H5ZM5 82H2L3 84H8V83H5ZM44 82H43V84L42 85H46V86H48L47 84H49V83H47V84H44ZM58 82V83H59ZM98 82V81H97ZM108 82V81H107ZM124 82V81H123ZM135 82V81H134ZM211 82V81H210ZM262 82V81H261ZM22 83V82H21ZM36 83V82H35ZM46 83V82H45ZM58 83H53V85H55V86H57L56 88H59V89H56L53 85V87L55 88V90H60V88L61 87H63V84L65 83V81L63 82V84H62V86H60L61 84L59 83V86L58 85H56V84H58ZM73 83V82H72ZM71 83V84H72ZM88 83V82H87ZM93 83V82H92ZM100 83V82H99ZM109 83V82H108ZM120 83V82H119ZM139 84H141L140 82H138ZM150 83V82H149ZM201 83V82H200ZM219 83V82H218ZM255 83V82H254ZM0 84H1V82H0ZM3 84H1V85H3ZM12 84V83H11ZM16 84V82L14 83V86H16L17 87V85H15ZM22 84H24V83H22ZM21 84V85H22ZM26 84V83H25ZM31 84V83H30ZM30 84H28V85H30ZM51 84H52V82L49 84L50 86H51ZM66 85H68L69 83H65ZM64 84V85H65ZM91 84V83H90ZM96 84V83H95ZM105 83H103L102 85H104ZM135 84V83H134ZM145 84V83H144ZM206 84V83H205ZM4 85V86H5ZM9 85H10V83H9ZM8 85V86H9ZM19 85H20V83H19ZM18 85V86H19ZM20 85V86H21ZM87 85V84H86ZM89 85V84H88ZM92 85V84H91ZM91 85H89V86H91ZM101 85V86H102ZM106 85V84H105ZM114 85H115V82H114ZM132 85V84H131ZM143 85V84H142ZM146 85H148V84H146ZM145 85V86H146ZM154 85V84H153ZM208 85H209V83H208ZM225 85V84H224ZM8 86H6L7 88H8ZM13 86V87H14ZM25 86V85H24ZM27 86V85H26ZM41 86V85H40ZM39 86V87H40ZM45 86V87H46ZM78 86V85H77ZM92 86H94V83H93V85ZM97 86V85H96ZM110 86V85H109ZM118 86V85H117ZM132 86H134V85H132ZM136 86V85H135ZM151 86V85H150ZM5 87V88H6ZM11 88H12V86H10ZM16 87H14V88H16ZM30 87V86H29ZM28 87V88H29ZM34 87H36V86H34ZM45 87H43L44 89H47V88H45ZM66 87V86H65ZM65 87H63V89L65 88ZM81 86H78V87H74V85L73 86H67V89L69 90V91H71L72 89H73V92H74V96L72 95V93H69L70 95H68V93L67 94H65L66 92L64 91V93L62 92V93H58V94H61L60 96L57 94L56 96H57V99L60 97V99H61V97H62V94H65L66 96L68 95L69 97H71V95L73 96V100L75 99L74 97H76V95L78 94V96L79 95H82V96H85V98L86 97H88L87 95H88V92H86L87 91V89H86V91H84L85 89L84 88H80ZM97 87H100V85L99 86H97ZM103 87V86H102ZM113 87V86H112ZM120 87H122V86H120ZM118 88V89H122V88ZM127 87V86H126ZM131 87V86H130ZM139 87V86H138ZM143 87V86H142ZM146 87H148V86H146ZM164 87V86H163ZM204 87H205V85H204ZM207 87V86H206ZM234 87V86H233ZM0 88H1V86H0ZM27 88V87H26ZM107 88V87H106ZM129 88V87H128ZM134 88V87H133ZM4 89V88H3ZM30 89V88H29ZM34 89V88H33ZM32 88H31V90H33ZM42 89V88H41ZM43 89V90H44ZM48 89H52V88H50L49 86H48ZM90 89H93V88H90ZM95 89H96V87H95ZM99 89V88H98ZM124 89V88H123ZM122 89V90H123ZM144 89H146V88H144ZM222 90H223V88H221ZM1 90H2V88H1ZM7 90V89H6ZM12 90V92L14 93V96L16 95V96H18V97H20V94L21 93H23L24 95H26V93L28 94V91H29V93H30V91L31 90H28V89H26V90H21V89H18V90H20L21 91V93H20V91H18L20 94H15V92L17 93V90L16 89H14V90H16L15 92H14V90H13V88L11 89ZM11 90H10V88L8 89V91L9 92H11ZM28 90V91H27ZM61 90H62V88H61ZM100 90V89H99ZM108 90V89H107ZM106 90V91H107ZM128 90V89H127ZM131 90V89H130ZM139 90V89H138ZM148 90H149V88H148ZM153 90V89H152ZM187 90V89H186ZM225 90V89H224ZM227 90V89H226ZM258 90H260L259 88H258ZM3 91V90H2ZM7 91V92H8ZM22 91H27L26 93H24V92H22ZM49 91H54L53 89L52 90H49ZM57 91H54L51 95H53L55 92L57 93ZM104 91H105V89H104ZM103 91V89H102V92H104ZM121 91V90H120ZM124 91V90H123ZM133 91V90H132ZM137 91V90H136ZM160 91V90H159ZM240 91V90H239ZM6 92V91H5ZM33 92V91H32ZM34 92H35V90H34ZM45 92V91H44ZM48 92V91H47ZM59 92V91H58ZM99 92V91H98ZM112 92V91H111ZM117 92H119V91H117ZM131 92V91H130ZM140 92V91H139ZM162 92V91H161ZM165 92H166V90H165ZM225 92V91H224ZM223 92V93H224ZM243 92V91H242ZM37 93V92H36ZM35 93V94H36ZM42 93H43V91H42ZM51 93V92H50ZM55 93V94H56ZM75 93H76V95H75ZM101 93V92H100ZM108 93V92H107ZM110 93V92H109ZM115 93V92H114ZM124 93V92H123ZM126 93H127V91H126ZM133 93V92H132ZM131 93V94H132ZM136 93V92H135ZM138 93V92H137ZM9 94V93H8ZM7 94V95H8ZM45 94V93H44ZM55 94L53 95V96H55ZM85 94V95H84ZM98 94V93H97ZM105 94V93H104ZM146 94V93H145ZM144 94V95H145ZM152 94V93H151ZM163 94V93H162ZM238 94V93H237ZM255 94V93H254ZM259 94H260V92H259ZM10 95H11V93H10ZM9 95V96H10ZM13 95V94H12ZM29 95H31L32 96V98H34L33 96H34V93H31V94H29ZM39 96H40V94H38ZM37 95V96H38ZM103 95V94H102ZM126 95V94H125ZM137 94H135V97H137L136 96ZM149 95V94H148ZM159 95V94H158ZM167 95H169V94H167ZM223 95V94H222ZM230 95V94H229ZM246 95V94H245ZM251 95V94H250ZM6 96V95H5ZM22 96V95H21ZM47 96V95H46ZM52 96V97H53ZM55 96V97H56ZM59 96V97H58ZM66 96H64V97H66ZM81 96V97H82ZM93 96V95H92ZM91 96V97H92ZM96 96V95H95ZM105 96V95H104ZM107 96V95H106ZM111 96V95H110ZM121 96V95H120ZM122 96H124V95H122ZM154 98H156L155 97V95H152ZM161 96V95H160ZM165 96V95H164ZM201 96V95H200ZM260 96V95H259ZM261 96H263V95H261ZM8 97V96H7ZM18 97H17V99H18ZM25 100H26V96H22ZM26 97V98H25ZM41 97V96H40ZM51 97V96H50ZM49 97V98H50ZM51 97V98H52ZM64 97H62L64 100H65V98ZM68 97V98H69ZM97 97V96H96ZM95 97V98H96ZM102 97V96H101ZM100 97V98H101ZM113 97H114V95H113ZM139 97V96H138ZM201 97H203V96H201ZM206 97V96H205ZM236 97H238L237 95H236ZM246 97V96H245ZM6 98V97H5ZM9 98V97H8ZM21 98V97H20ZM22 98V99H23ZM88 98H90V96L88 97ZM87 98V99H88ZM93 98V97H92ZM103 98V97H102ZM117 98V97H116ZM121 98V97H120ZM132 98V97H131ZM152 98V97H151ZM198 98H200V97H198ZM246 98H248V97H246ZM14 99V98H13ZM28 99H30V96H29V98ZM39 98H37L36 100H38ZM46 99V98H45ZM53 99V98H52ZM57 99H54V100H57ZM63 99H61V100H63ZM67 99V98H66ZM70 99V98H69ZM68 99V100H69ZM77 99H81L80 97L79 98H77ZM84 99V98H83ZM107 99V98H106ZM115 99V98H114ZM117 99H119V98H117ZM130 99V98H129ZM158 99V98H157ZM169 99H170V97H169ZM204 99V98H203ZM211 99H212V97H211ZM15 100H16V97H15ZM19 100V99H18ZM21 100V99H20ZM33 100V99H32ZM41 100V98L39 99V103L41 102L40 101ZM85 100V99H84ZM84 100H81V101H75L74 100V102L73 101H71V100H69L70 102H68V101H66V102H68V103H65L64 101V103H62V101H61V103H62V105H67V107H65V108H67L68 109V112L69 111H71V115L70 116H73L72 117V119L74 118V120H76L78 123L79 122H81V123H83L84 125L85 124H89V123H93L91 126H95L94 124H96L97 125V122H98V125L101 123H103V122H100V121H98L99 119H97V114H98V112L99 111H97L95 108H96V106H99V105H96L95 103H93V101H90L91 102V105H89V103H87V101H86V105H88V106H86V112H85V114H83V115H81V113L80 112H78L79 110H77V107H76V104H75V102H81V103H83L84 104ZM91 100V99H90ZM112 100H113V98H112ZM116 100V99H115ZM126 100H127V98H126ZM142 100H144V98L142 99ZM174 100V99H173ZM201 100V99H200ZM248 100V99H247ZM3 101H5V100H3ZM13 101V100H12ZM11 101V102H12ZM22 101H24V100H22ZM26 101H28V100H26ZM45 101V100H44ZM59 102H60V100H58ZM83 101V102H82ZM104 101V100H103ZM139 101V100H138ZM155 101V100H154ZM176 101V100H175ZM209 101V100H208ZM9 102V101H8ZM15 102H17V101H15ZM30 102V101H29ZM98 102V101H97ZM106 102V101H105ZM108 102V101H107ZM112 102V101H111ZM118 102V101H117ZM121 102V101H120ZM126 102H128V101H126ZM144 102V101H143ZM146 102H148V100L146 101ZM158 102V101H157ZM177 102V101H176ZM206 102V101H205ZM204 102V103H205ZM6 103H7V101H6ZM14 103V102H13ZM20 103H23V102H20ZM25 103H27V102H25ZM33 103V102H32ZM42 103H43V105L46 103V105H47V102L45 101V103L42 101ZM56 103H57V101H56ZM61 103L59 104V107H57L58 106V104H56L57 106L55 107V106H53L55 103H54V101H53V104H52V102H51V104L52 105H50L51 107L53 106V109L52 108H50V106L49 107H45V106H43L42 104V106H40V107H42V108H44V109H46L47 108V110L46 111H48V108L49 109H52V110H54L55 108L56 109H58V110H56L57 112L59 111L60 113H62L60 116L61 117H63V115H65V114H63V113H65V112H61V111H63V110H65V109H63V108H60V105H61ZM92 103L93 104H95L96 106H93L92 105ZM114 103V102H113ZM112 103V104H113ZM116 103V102H115ZM129 103H130V101H129ZM137 103H140V102H137ZM179 103V102H178ZM183 103V102H182ZM210 103V102H209ZM19 104V103H18ZM27 104H29V103H27ZM49 104V103H48ZM83 104H79V103H77V105L78 106H83ZM107 104V103H106ZM117 104V103H116ZM134 104V103H133ZM148 104V103H147ZM161 104V103H160ZM164 104V103H163ZM168 104V103H167ZM195 104V103H194ZM254 104V103H253ZM6 105V104H5ZM14 105V104H13ZM13 105H11V106H13ZM31 105V104H30ZM35 105V104H34ZM85 105V104H84ZM101 105V104H100ZM118 105V104H117ZM130 105V104H129ZM143 105V104H142ZM149 105V104H148ZM153 105V104H152ZM165 105V104H164ZM178 105V104H177ZM186 105V104H185ZM206 105V104H205ZM208 105V104H207ZM8 107H10V108H12L10 105H7ZM15 106V105H14ZM14 106H13V108H14ZM19 106V105H18ZM32 106V105H31ZM48 106V105H47ZM116 106V105H115ZM121 106V105H120ZM134 106V105H133ZM156 106V105H155ZM168 106V105H167ZM171 106V105H170ZM173 106V105H172ZM1 107H2V105H1ZM3 107H5V106H3ZM2 107V108H3ZM37 107H39V106H37ZM55 107V108H54ZM63 107V106H62ZM79 107V108H80ZM109 107V106H108ZM117 107V106H116ZM122 107V106H121ZM127 107H128V105H127ZM130 107V106H129ZM128 107V108H129ZM140 107V106H139ZM158 107V106H157ZM165 107V106H164ZM210 107V106H209ZM2 108H1V110H2ZM9 108V109H10ZM25 108V107H24ZM24 108H23V111L25 112V110H26V108H25V110H24ZM34 108V107H33ZM115 108V107H114ZM127 108V109H128ZM156 108V107H155ZM177 108H178V106H177ZM179 108H181V107H179ZM183 108V107H182ZM188 108V107H187ZM200 108V107H199ZM215 108V107H214ZM257 108V107H256ZM6 109V108H5ZM4 109V110H5ZM15 109V108H14ZM16 109H18V108H16ZM39 109H41V108H39ZM44 109H42V110H44ZM61 109V110H60ZM63 109V110H62ZM98 109V108H97ZM100 109V108H99ZM109 109V108H108ZM117 109V108H116ZM123 109V108H122ZM135 109V108H134ZM144 109V108H143ZM152 109V108H151ZM158 109V108H157ZM160 109V108H159ZM169 109V108H168ZM172 109V108H171ZM173 109H175V108H173ZM185 109V108H184ZM198 109V108H197ZM213 109V108H212ZM102 110V109H101ZM138 110V109H137ZM155 110V109H154ZM178 110V109H177ZM183 110V109H182ZM6 111H7V109H6ZM11 111V110H10ZM45 111V110H44ZM51 111V110H50ZM82 111V110H81ZM114 111V110H113ZM118 111V110H117ZM120 111H121V108H120ZM124 111V110H123ZM149 111V110H148ZM153 111V110H152ZM175 111V110H174ZM189 111V110H188ZM219 111V110H218ZM230 111H231V109H230ZM15 112V111H14ZM18 112V111H17ZM23 112V113H24ZM37 112V111H36ZM35 112V113H36ZM55 111H52V113H54ZM67 112V111H66ZM108 112V111H107ZM107 112H105V113H107ZM116 112V111H115ZM114 112V113H115ZM129 112H131V111H129ZM136 112V111H135ZM147 112V111H146ZM198 112V111H197ZM199 112H201V111H199ZM237 112V111H236ZM235 112V113H236ZM0 113H3V112H0ZM7 113V112H6ZM5 113V114H6ZM11 113V112H10ZM20 112H18V114H19ZM34 113V112H33ZM34 113V115L36 116V114ZM41 113V112H40ZM45 113L46 112H44V115H45ZM48 113V112H47ZM46 113V114H47ZM60 113H57L58 115L60 114ZM70 113V112H69ZM69 113L67 114V116L69 115ZM102 113V112H101ZM110 113V112H109ZM123 113V112H122ZM122 113H121V115H122ZM142 113V112H141ZM153 113H155V112H153ZM157 113H158V111H157ZM186 113V112H185ZM17 114V113H16ZM108 114V113H107ZM107 114L105 115V116H107ZM125 114V113H124ZM127 114V113H126ZM133 114V113H132ZM137 114V113H136ZM148 114V113H147ZM146 114V115H147ZM166 114V113H165ZM174 114V113H173ZM199 114V113H198ZM14 115V114H13ZM25 115V114H24ZM28 115V114H27ZM38 115V114H37ZM51 115H54V114H51ZM99 115V114H98ZM101 115V114H100ZM109 115V114H108ZM112 115H114V114H112ZM119 115V114H118ZM117 115V116H118ZM129 115H131V114H129ZM159 115V114H158ZM161 115V114H160ZM185 116H186V114H184ZM190 115V114H189ZM188 115V116H189ZM197 115V114H196ZM218 115V114H217ZM220 115V114H219ZM232 115H234V114H232ZM2 116V115H1ZM26 116V115H25ZM24 116V117H25ZM32 116V115H31ZM56 116V114L54 115V116H50V120H54L53 118ZM60 116H58L59 117V119H60ZM117 116L115 117V115H114V117L115 118H117ZM124 116V115H123ZM126 116V115H125ZM140 116H141V114H140ZM139 116V117H140ZM143 116V115H142ZM151 116H153V115H151ZM178 116V115H177ZM192 116V115H191ZM235 116V115H234ZM9 117V116H8ZM13 117V116H12ZM21 117H23L22 116V114H21ZM44 117H46V115L44 116ZM58 117L56 116V118H57V122H58ZM108 117V116H107ZM111 117V116H110ZM128 117V116H127ZM134 117V116H133ZM138 117V118H139ZM159 117V116H158ZM246 117V116H245ZM32 118V117H31ZM37 118V117H36ZM49 118V117H48ZM109 118V117H108ZM129 118H130V116H129ZM156 118V117H155ZM162 118H164V117H162ZM184 118V117H183ZM187 118V117H186ZM197 118V117H196ZM234 118V117H233ZM1 120H2V117L0 118ZM15 119V118H14ZM24 119V118H23ZM23 119H21V120H23ZM33 119V118H32ZM38 119V118H37ZM65 119V118H64ZM106 119V118H105ZM119 119V118H118ZM118 119L117 120H115V121H117L118 122ZM132 119V118H131ZM169 119V118H168ZM182 119V118H181ZM220 119V118H219ZM9 120V119H8ZM16 120V119H15ZM19 120V119H18ZM26 120V119H25ZM28 120V119H27ZM68 120V119H67ZM73 120V121H74ZM108 120V119H107ZM123 120H124V118H123ZM130 120V119H129ZM136 120V119H135ZM156 120H157V118H156ZM198 120V119H197ZM201 120V119H200ZM235 120V119H234ZM4 121V120H3ZM13 121V120H12ZM36 121V120H35ZM38 121V120H37ZM103 121V120H102ZM114 121V120H113ZM112 120H111V122H113ZM131 121V120H130ZM133 121V120H132ZM168 121V120H167ZM174 122H175V120H173ZM228 121V120H227ZM251 121V120H250ZM19 122V121H18ZM23 122H25V121H23ZM27 122H29V121H27ZM31 122V121H30ZM44 122V121H43ZM54 122V121H53ZM60 122V121H59ZM59 122H58V124H59ZM62 122H64L63 120H62ZM100 122V123H99ZM157 122V121H156ZM171 122V121H170ZM184 122V121H183ZM182 122V123H183ZM216 122H219V121H216ZM247 122V121H246ZM4 123H6V122H4ZM11 123V122H10ZM40 123V122H39ZM46 123V122H45ZM55 123H56V120H55ZM54 123V124H55ZM73 123H75V122H73ZM77 123V124H78ZM110 123V122H109ZM123 123H124V121H123ZM125 123H127V122H125ZM124 123V124H125ZM130 123V122H129ZM132 123V122H131ZM133 123H134V121H133ZM151 122H150V120H149V124H150ZM178 123H179V121H178ZM188 123V122H187ZM199 123V122H198ZM7 124V123H6ZM65 124V123H64ZM116 124V123H115ZM154 124V123H153ZM163 124V123H162ZM173 124V123H172ZM200 124V123H199ZM203 124V123H202ZM220 124V123H219ZM218 124V125H219ZM10 125V124H9ZM13 125V124H12ZM43 125H45V124H43ZM63 125V124H62ZM75 125V124H74ZM132 125V124H131ZM142 125V124H141ZM145 124H143V126H144ZM160 125V124H159ZM164 125V124H163ZM184 125V124H183ZM189 125V124H188ZM198 125V124H197ZM217 125V126H218ZM229 125V124H228ZM26 126V125H25ZM55 126V125H54ZM67 126V125H66ZM72 126V125H71ZM79 126V125H78ZM101 126V125H100ZM118 126V125H117ZM116 126V127H117ZM124 126V125H123ZM134 126H136V124H134ZM149 126V125H148ZM185 126H186V124H185ZM192 126V125H191ZM33 127H34V125H33ZM39 127H40V125H39ZM59 127V126H58ZM65 127V126H64ZM63 127V128H64ZM68 127V126H67ZM76 127V126H75ZM87 127H90L89 125H87ZM104 127V126H103ZM109 127V126H108ZM119 127V126H118ZM125 127H127L126 125H125ZM129 127V126H128ZM128 127H127V129H128ZM132 127V126H131ZM151 127V126H150ZM183 127V126H182ZM188 127V126H187ZM194 127V126H193ZM226 127H227V125H226ZM231 127V126H230ZM9 128V127H8ZM10 128H11V126H10ZM10 128H9V130H10ZM26 128V127H25ZM29 128V127H28ZM43 128V127H42ZM62 128V127H61ZM96 128V127H95ZM94 128V129H95ZM111 128V127H110ZM135 128V127H134ZM156 128V127H155ZM158 128V127H157ZM184 128V127H183ZM232 128V127H231ZM67 129V128H66ZM65 129V130H66ZM81 129V128H80ZM92 129H93V127H92ZM98 129V128H97ZM97 129H95V130H97ZM99 129H101V127H99ZM104 129V128H103ZM102 129V130H103ZM105 129L107 130V128L105 127ZM112 129V128H111ZM114 129V128H113ZM131 129V128H130ZM136 129V128H135ZM139 129V128H138ZM137 129V130H138ZM168 129H170V128H168ZM207 129V128H206ZM206 129H205V131H206ZM0 130H2V129H0ZM5 130V129H4ZM37 130V129H36ZM54 130H55V128H54ZM68 130H69V128H68ZM67 130V131H68ZM74 130V129H73ZM75 130H76V128H75ZM91 130V129H90ZM191 130V129H190ZM16 131V130H15ZM15 131H14V133H15ZM26 131V130H25ZM56 131V130H55ZM59 131V130H58ZM61 131H63V130H61ZM66 131V132H67ZM85 131V130H84ZM84 131H81V133L82 132H84ZM103 131H105V130H103ZM109 131V130H108ZM129 131V130H128ZM148 131V130H147ZM178 131V130H177ZM205 131H203V132H205ZM210 131V130H209ZM208 130H207V132H209ZM228 131V130H227ZM4 133H6L5 131H3ZM29 132H31V131H29ZM33 132V131H32ZM38 132H39V129H38ZM76 132H77V130H76ZM79 132V131H78ZM90 132V131H89ZM93 132V131H92ZM91 132V133H92ZM106 132V131H105ZM133 132V131H132ZM132 132H129L130 134L132 133ZM135 132V131H134ZM170 132V131H169ZM182 132H185V130L184 131H182ZM206 132V133H207ZM224 132V131H223ZM226 132V131H225ZM231 132V131H230ZM25 133H27V132H25ZM40 133V132H39ZM43 133V132H42ZM58 133H60V132H58ZM71 133V132H70ZM86 133V132H85ZM107 134H108V132H106ZM112 133V132H111ZM164 133V132H163ZM168 133V132H167ZM201 133V132H200ZM28 134V133H27ZM56 134V133H55ZM72 134H74L73 132H72ZM78 134V133H77ZM138 134V133H137ZM150 134V133H149ZM151 134H152V132H151ZM179 134V133H178ZM1 135V134H0ZM3 135H5V134H3ZM2 135V136H3ZM10 135H11V133H10ZM12 135H14V134H12ZM19 135V134H18ZM38 135V134H37ZM70 135V134H69ZM82 135H83V133H82ZM88 135V133L85 135V136H87ZM104 135V134H103ZM111 135V134H110ZM109 134H108V138H109V136H110ZM123 135V134H122ZM148 135V134H147ZM163 135V134H162ZM174 135V134H173ZM208 135V134H207ZM227 135V134H226ZM225 135V136H226ZM252 135V134H251ZM5 136H7V135H5ZM23 136V135H22ZM31 136V135H30ZM33 136H35L34 134H33ZM32 136V137H33ZM39 136V135H38ZM77 136V135H76ZM81 136V135H80ZM91 136V135H90ZM89 136V137H90ZM106 136V135H105ZM113 136V135H112ZM131 136H132V134H131ZM151 136V135H150ZM149 136V137H150ZM175 136V135H174ZM180 136V135H179ZM203 136V135H202ZM209 136V135H208ZM223 136V135H222ZM235 136V135H234ZM12 137V136H11ZM16 137V136H15ZM17 137H19V136H17ZM57 137V136H56ZM60 137V136H59ZM63 137V136H62ZM72 137V136H71ZM82 137V136H81ZM84 137V136H83ZM89 137H87V138H89ZM107 137V136H106ZM106 137H103V138H105V140L106 139H108V138H106ZM121 137V136H120ZM126 137V136H125ZM125 137H124V139H125ZM137 137V136H136ZM160 137V136H159ZM166 137V136H165ZM176 137V136H175ZM187 137H188V135H187ZM201 137V136H200ZM2 138V137H1ZM9 138V137H8ZM23 138V137H22ZM30 138V137H29ZM68 138H70V137H68ZM73 138V137H72ZM80 138V137H79ZM91 138V137H90ZM92 138H94V137H92ZM129 138V137H128ZM131 138V137H130ZM133 138V137H132ZM152 138V137H151ZM158 138V137H157ZM210 138V137H209ZM3 139V138H2ZM13 139H15L14 137H13ZM39 139H41V137L39 138ZM76 139H77V137H76ZM75 139V140H76ZM83 139V138H82ZM95 139V138H94ZM99 139V138H98ZM110 139V138H109ZM112 139V138H111ZM117 138H115V140H116ZM123 139V138H122ZM172 139H174V138H172ZM177 139V138H176ZM183 139V138H182ZM203 139V138H202ZM15 140H17V139H15ZM20 140V139H19ZM33 140V139H32ZM35 140H38V139H35ZM67 140V139H66ZM129 140V139H128ZM148 140H149V138H148ZM147 140V141H148ZM157 140V139H156ZM166 140V139H165ZM175 140V139H174ZM178 140V139H177ZM205 140V139H204ZM211 140V139H210ZM8 141V140H7ZM11 141V140H10ZM25 141V140H24ZM23 141V142H24ZM40 141H43V140H40ZM39 141V142H40ZM54 141H56V140H54ZM78 141V140H77ZM84 141H85V139H84ZM87 141V140H86ZM91 141V140H90ZM95 141V140H94ZM103 141V140H102ZM106 141H108V142H110V140H106ZM113 141V140H112ZM118 141V140H117ZM139 141H140V139H139ZM143 141V140H142ZM164 141V140H163ZM168 141V140H167ZM170 141V140H169ZM171 141H173V140H171ZM182 141V140H181ZM200 141H201V139H200ZM212 141V140H211ZM2 142V141H1ZM18 142V141H17ZM25 142H27V140L25 141ZM32 142V141H31ZM64 142V141H63ZM66 142V141H65ZM64 142V143H65ZM71 142V141H70ZM73 142V141H72ZM76 142V141H75ZM79 142V141H78ZM87 142H89V141H87ZM98 142V141H97ZM130 142H131V140H130ZM136 142H137V140H136ZM151 142H152V140H151ZM164 142H166V141H164ZM177 142V141H176ZM203 142H205V141H203ZM20 143V142H19ZM44 143H46V142H44ZM57 143V142H56ZM85 143V142H84ZM115 143V142H114ZM132 143H134V142H132ZM131 143V144H132ZM137 143H139V142H137ZM143 143V142H142ZM155 143V142H154ZM157 143V142H156ZM167 143V142H166ZM175 143V142H174ZM9 144V143H8ZM22 144V143H21ZM60 144V143H59ZM76 144H77V142H76ZM79 144V143H78ZM86 144V143H85ZM92 144V143H91ZM90 144V145H91ZM100 144V143H99ZM102 144V143H101ZM109 144V143H108ZM111 144H113V143H111ZM111 144H110V146H111ZM123 144V143H122ZM125 144V143H124ZM150 144V143H149ZM148 144V145H149ZM162 144V143H161ZM202 144V143H201ZM1 145V144H0ZM12 145H15V143L13 144L12 143ZM27 145H29V144H27ZM36 145V144H35ZM42 145H43V143H42ZM65 145V144H64ZM63 145V146H64ZM70 145V144H69ZM73 145V144H72ZM82 145V144H81ZM84 145V144H83ZM93 145V144H92ZM92 145H91V147H92ZM96 145V144H95ZM114 145V144H113ZM112 145V146H113ZM119 145V144H118ZM140 145V144H139ZM146 145V144H145ZM154 145V144H153ZM167 145V144H166ZM190 145V144H189ZM210 145V144H209ZM213 145V144H212ZM6 146H8V145H6ZM18 146V145H17ZM19 146H21V145H19ZM34 146V145H33ZM41 145H39V147H40ZM47 146V145H46ZM50 146V145H49ZM62 146V145H61ZM77 146V145H76ZM79 146H80V144H79ZM87 147H88V144L86 145ZM101 146V145H100ZM131 146V145H130ZM152 146V145H151ZM181 146V145H180ZM187 146L188 145H186V148H187ZM195 146V145H194ZM199 146H200V143H199ZM205 146V145H204ZM227 146V145H226ZM9 147H11V146H9ZM14 147V146H13ZM16 147V146H15ZM23 147V146H22ZM29 147V146H28ZM45 147V146H44ZM43 147V148H44ZM56 147V146H55ZM58 147V146H57ZM99 147V146H98ZM114 147H116V146H114ZM137 147V146H136ZM135 147V148H136ZM156 147V146H155ZM192 147V146H191ZM207 147V146H206ZM211 147V146H210ZM222 147H224L223 145H222ZM231 147V146H230ZM4 148H5V144H4ZM19 148V147H18ZM34 148V147H33ZM42 148V149H43ZM47 148H48V146H47ZM65 148V147H64ZM72 148H74L73 146H72ZM94 148H96V147H94ZM102 148H104V147H102ZM107 148V147H106ZM118 148H120V147H118ZM150 148V147H149ZM154 148V147H153ZM167 148V147H166ZM171 148V147H170ZM189 148V147H188ZM227 148H229V147H227ZM11 149H12V147H11ZM23 149V148H22ZM52 149V148H51ZM81 149H82V147H81ZM100 149V148H99ZM137 149V148H136ZM142 149H143V147H142ZM146 149V148H145ZM148 149V148H147ZM174 149V148H173ZM172 149V150H173ZM190 149V148H189ZM192 149V148H191ZM207 149V148H206ZM205 149V150H206ZM208 149H209V147H208ZM213 149V148H212ZM211 149V150H212ZM215 149V148H214ZM14 150H16L15 148H14ZM31 150H33V149H31ZM45 150V149H44ZM65 150V149H64ZM77 150V149H76ZM85 150V149H84ZM88 150H91V149H88ZM88 150H87V152H88ZM125 150V149H124ZM151 150V149H150ZM185 150V149H184ZM202 150V149H201ZM226 150V149H225ZM233 150V149H232ZM12 151H13V149H12ZM21 151V150H20ZM52 151V150H51ZM50 151V152H51ZM55 151V150H54ZM57 151V150H56ZM74 151H75V148H74ZM97 151L98 150H96V153H97ZM99 151H102L101 149L99 150ZM110 151H111V149H110ZM113 151V150H112ZM119 151V150H118ZM130 151V150H129ZM133 151V150H132ZM146 151V150H145ZM154 151V150H153ZM156 151V150H155ZM164 151H165V149H164ZM170 151V150H169ZM177 151V150H176ZM200 151V150H199ZM199 151H198V154L195 152H191V153H189L190 155H186L185 156V154L186 153H183L182 154V157H177V159H174V158H176V157H174V158H171L170 160H168L169 162H174V163H178V162H182V161H186V160H189V159H191L192 157L194 158H197L196 156H199ZM217 151V150H216ZM220 151V150H219ZM218 151V152H219ZM222 151V150H221ZM231 151V150H230ZM9 152H10V150H9ZM14 152V151H13ZM30 152H32V151H30ZM35 152V151H34ZM33 152V153H34ZM37 152V151H36ZM60 152V151H59ZM64 152V151H63ZM62 152V153H63ZM78 152H80L79 150H78ZM93 152H94V150H93ZM104 152V151H103ZM114 152H116L115 151V149H114ZM156 152H158V151H156ZM171 152V151H170ZM173 152V151H172ZM228 152V151H227ZM8 153V152H7ZM20 153V152H19ZM25 153V152H24ZM53 153H55V152H53ZM82 153V152H81ZM100 153V152H99ZM98 153V154H99ZM107 153H108V151H107ZM151 153V152H150ZM214 153V152H213ZM223 153H225V152H223ZM236 153V152H235ZM235 153H233V154H235ZM5 154V153H4ZM49 154V153H48ZM56 154H58L57 156H59L60 154L59 153H56ZM86 154H88V153H86ZM93 154V153H92ZM95 154V153H94ZM121 154V153H120ZM126 154V153H125ZM164 154V153H163ZM187 154H188V152H187ZM207 154V153H206ZM214 154H217L218 155V153L216 152V153H214ZM213 154V155H214ZM8 155V154H7ZM10 155V154H9ZM21 155V154H20ZM32 155V154H31ZM30 155V156H31ZM41 155H42V153H41ZM51 155V154H50ZM55 155V154H54ZM65 155H66V153H65ZM95 155H97V154H95ZM105 155V154H104ZM111 155V154H110ZM124 155V154H123ZM132 155V154H131ZM140 155V154H139ZM145 155V154H144ZM179 155V154H178ZM184 155V156H183ZM208 155H209V153H208ZM212 155V154H211ZM222 155V154H221ZM36 156V155H35ZM91 156V155H90ZM100 155H98V157H99ZM148 156V155H147ZM157 156V155H156ZM226 156V155H225ZM9 157V156H8ZM52 157V156H51ZM50 157V158H51ZM65 157V156H64ZM79 157H82V156H79ZM89 157V156H88ZM107 157H108V155H107ZM116 158H117V156H115ZM152 157V156H151ZM165 157V156H164ZM169 157H171V156H169ZM208 157V156H207ZM232 157H234V156H232ZM2 158V157H1ZM11 158V157H10ZM18 158V157H17ZM44 158V157H43ZM47 158H48V156H47ZM57 158V157H56ZM67 158V157H66ZM76 158H78V157H76ZM87 158V157H86ZM92 158V157H91ZM93 158H94V156H93ZM92 158V159H93ZM97 158V157H96ZM121 158V157H120ZM136 158V157H135ZM138 158H140V157H138ZM142 158V157H141ZM192 158V159H193ZM7 159V158H6ZM12 159H13V157H12ZM16 159V158H15ZM15 159H13V160H15ZM19 159V158H18ZM18 159H16V160H18ZM52 159V158H51ZM79 159V158H78ZM83 159V158H82ZM100 159H102V158H100ZM108 159V158H107ZM112 159V158H111ZM118 159H119V157H118ZM124 159V158H123ZM218 159H220V158H218ZM3 160V159H2ZM23 160V159H22ZM29 160V159H28ZM38 160V159H37ZM41 160H43V159H41ZM46 160V159H45ZM56 160V159H55ZM59 160V159H58ZM105 160V159H104ZM121 160V159H120ZM125 160V159H124ZM128 160V159H127ZM137 160V159H136ZM139 160V159H138ZM150 160V159H149ZM153 160V159H152ZM157 160H159V159H157ZM216 160V159H215ZM214 160V161H215ZM223 160H224V158H223ZM235 160V159H234ZM7 161H9V160H7ZM24 161V160H23ZM54 161V160H53ZM75 161V160H74ZM80 161H81V158H80ZM80 161H77L76 160V162H79V164H81L82 162H80ZM83 161H84V159H83ZM92 161V160H91ZM94 161V160H93ZM97 161V160H96ZM111 161V160H110ZM117 161V160H116ZM129 161H130V159H129ZM133 161V160H132ZM199 161V160H198ZM213 161V160H212ZM212 161H210V162H212ZM217 161V160H216ZM215 161V162H216ZM226 161V160H225ZM228 161H229V159H228ZM6 162V161H5ZM15 162H17V161H15ZM15 162L14 161H11V162H6L5 164H4V161L3 162H1V165H0V184H3V183H8V182H12V183H18V185H19V183H23L25 186L24 187H26V188H30L31 190H35L34 192H36L37 191V195L40 197L39 199H42L41 197H46L47 195H48V193L49 192H45V186L46 185H44L45 183H47L48 184V182L46 181L45 183H44V181L45 180H47V178H54L55 176H54V172H52V169L54 168V167H50V168H48V166H47V168L48 169H46L45 171H46V174H45V176H46V179H44L45 177H43V179H33V176L31 175V174H29V175H31V177L28 175V176H26V174H28V173H26L25 171H23V172H25V176H24V174H23V172L22 173H20L22 170H20V172H19V170L17 171V167H18V165H16L15 164ZM19 162H20V160H19ZM26 162V161H25ZM24 162V163H25ZM39 162V161H38ZM37 162V163H38ZM46 163H49L48 161H45ZM55 162V161H54ZM69 162V161H68ZM87 162V161H86ZM142 162V161H141ZM232 162H233V160H232ZM2 163H3V165H2ZM42 163V162H41ZM51 163H52V161L50 162V164L49 165H51ZM69 163H72V162H69ZM73 163H75V162H73ZM71 164V165H74V166H71V165H69L68 163V165L67 164H65V165H63V166H59L60 167V169H62V168H65V169H68L69 167L71 168V167H75V166H77V164ZM88 163V162H87ZM97 163V162H96ZM122 163V162H121ZM147 163V162H146ZM151 163V162H150ZM183 163V162H182ZM213 163V162H212ZM225 163V162H224ZM229 163V162H228ZM256 163V162H255ZM18 164V163H17ZM26 164V163H25ZM30 164V163H29ZM43 164V163H42ZM56 164H58V163H56ZM56 164H52V165H56ZM88 164H90V163H88ZM87 164V165H88ZM125 164V163H124ZM128 164V163H127ZM145 164V163H144ZM185 164V163H184ZM188 164V163H187ZM197 164V163H196ZM203 164H205V163H203ZM203 164H201V165H203ZM222 164V163H221ZM220 164V165H221ZM230 164V163H229ZM38 165V164H37ZM44 165V164H43ZM48 165V164H47ZM51 165V166H52ZM83 165V164H82ZM108 165V164H107ZM115 165V164H114ZM197 165H199V164H197ZM208 165H209V163H208ZM207 165V166H208ZM218 165V164H217ZM224 165V164H223ZM223 165H221V166H223ZM32 166V165H31ZM42 166V165H41ZM84 166H86V165H84ZM84 166H81V167H84ZM89 166V165H88ZM93 166H95V165H93ZM99 166V165H98ZM206 166V167H207ZM210 166H211V164H210ZM215 166V165H214ZM27 167V166H26ZM34 167V166H33ZM78 167H80L79 165H78ZM80 167V168H81ZM87 167V166H86ZM86 167H84V168H86ZM91 167V166H90ZM97 167V166H96ZM95 167V168H96ZM111 168L110 167V165L109 166H107L106 167V169L107 168ZM127 167V166H126ZM157 167V166H156ZM176 167H178V166H176ZM183 167V166H182ZM205 167V166H204ZM226 167V166H225ZM23 167H18V169H22ZM43 168V167H42ZM69 168V169H70ZM88 168L89 167H87V170H88ZM94 168V169H95ZM104 168V167H103ZM103 168H101V169H103ZM112 168H113V166H112ZM118 168V167H117ZM213 168H215V167H213ZM24 169V168H23ZM38 169V168H37ZM72 169V168H71ZM78 169V168H77ZM77 169H74V170H76L77 171ZM116 169V168H115ZM120 169V168H119ZM162 169V168H161ZM176 169V168H175ZM178 169V168H177ZM184 169V168H183ZM206 169V168H205ZM218 169V168H217ZM39 170V169H38ZM41 170H43V169H41ZM40 170V171H41ZM54 170H57V169H54ZM73 170V169H72ZM84 170V172H81L82 171V169H80V172H79V169H78V171H77V173L76 174H78V173H85L87 170L86 169H83ZM86 170V171H85ZM97 170V172L100 170H98V169H96ZM110 170V169H109ZM118 170V169H117ZM131 170V169H130ZM209 170V169H208ZM211 170V169H210ZM30 171H31V169H30ZM29 171V172H30ZM37 171V170H36ZM59 171V170H58ZM57 171V172H58ZM61 171V170H60ZM63 171H64V169H63ZM65 171H67V170H65ZM92 171H95V170H92V168H90V173H92ZM101 171V170H100ZM112 171V170H111ZM122 171V170H121ZM120 170H119V172H121ZM125 171V170H124ZM123 171V172H124ZM207 171V170H206ZM56 172V171H55ZM56 172V174H58V173H62V171L61 172H58L57 173ZM69 172H71V171H69L68 170V174H69ZM96 172V171H95ZM109 172V171H108ZM140 172V171H139ZM175 172V171H174ZM222 172V171H221ZM64 174L66 173V172H63ZM72 173V172H71ZM70 173V174H71ZM105 173V172H104ZM110 173V172H109ZM127 173V172H126ZM132 173V172H131ZM161 173H162V171H161ZM33 174V173H32ZM37 174H39V173H37ZM52 174H53V177H52ZM59 174V175H60ZM74 174V173H73ZM87 174V173H86ZM86 174H84V175H86ZM94 174V173H93ZM125 174V173H124ZM133 174V173H132ZM142 174V173H141ZM152 174V173H151ZM174 174V173H173ZM172 174V175H173ZM11 176V178L10 179H12V181L11 180H9V177ZM84 175H82V176H84ZM108 175V174H107ZM107 175H105V176H107ZM135 175V174H134ZM167 175V174H166ZM193 175V174H192ZM9 176V177H8ZM39 176V175H38ZM63 176V175H62ZM68 176V175H67ZM74 176H75V174H74ZM77 176V175H76ZM75 176V177H76ZM78 176H79V174H78ZM104 176V177H105ZM114 176V175H113ZM140 176V175H139ZM169 176H170V174H169ZM174 176V175H173ZM176 176V175H175ZM189 176V175H188ZM34 177H37V176H34ZM61 177V176H60ZM73 178V175H69L68 176V178ZM108 177V176H107ZM115 177V176H114ZM166 177V176H165ZM184 177V176H183ZM42 178V177H41ZM67 178V179H68ZM77 178H79V177H77ZM87 178V177H86ZM97 178V177H96ZM131 178V177H130ZM134 178V177H133ZM139 178V177H138ZM153 178H155V177H153ZM202 178V177H201ZM205 178V177H204ZM209 178V177H208ZM60 179V178H59ZM61 179H63V178H61ZM76 179V178H75ZM100 179V178H99ZM127 179V178H126ZM172 179V178H171ZM58 180V179H57ZM65 180V179H64ZM78 180V179H77ZM92 180V179H91ZM104 180V179H103ZM168 180V179H167ZM196 180H198V179H196ZM210 180V179H209ZM49 181H51L50 179H49ZM107 181V180H106ZM154 181V180H153ZM173 182H171L172 184H170L171 186L170 187H168V188H164L163 190H159L158 191V189L159 188H157V190H156V192H157V194L158 195H168V194H172V195H174V194H177V193H180L181 191L183 192V190H187V193H188V189H194L195 190V188L197 189V191H198V189H199V191H201L200 192V194H203L204 196H202V197H205V195H206V193L205 192H209L210 190H212V186H214L213 184H212V186H210L209 184H207V183H200L199 181H201V180H199L198 182H195V180L194 181H189L188 179L186 180H184V179H181V178H174L173 180H172ZM204 181V180H203ZM58 182V181H57ZM78 182V181H77ZM82 182V181H81ZM127 182V181H126ZM133 182H134V179H133ZM156 182V181H155ZM168 182V181H167ZM214 182V181H213ZM220 182V181H219ZM218 182V183H219ZM50 183V182H49ZM54 183V182H53ZM60 183V182H59ZM86 183V182H85ZM93 183V182H92ZM99 183V182H98ZM107 183V182H106ZM116 183H118V182H116ZM124 183V182H123ZM157 183V182H156ZM169 183V182H168ZM8 184H10V183H8ZM54 184H56V183H54ZM114 184H115V182H114ZM216 184V183H215ZM221 184V183H220ZM14 185V184H13ZM16 185V184H15ZM22 184H20V186H21ZM51 185H52V182H51ZM50 184H49V187L51 186ZM57 185V184H56ZM81 185V184H80ZM92 185V184H91ZM112 185V184H111ZM139 185H140V183H139ZM147 185V184H146ZM153 185V184H152ZM1 186L2 185H0V192L2 191V188L4 187V185H3V187L1 188ZM17 186V185H16ZM20 186H18V187H20ZM55 186V185H54ZM94 186V185H93ZM92 186V187H93ZM104 185H102V186H100V187H103ZM109 186V185H108ZM107 185L105 186L106 187V189L104 190V188H101V189H103L104 191H102V192H100L99 193V191L95 188L93 191L91 190V192H89V190L86 192H83L82 194L80 193H78V192H76V193H78L77 195H75L74 196V192H71L72 193V198H66V199H64L65 201L63 202V205L62 206H64V207H62L61 209L59 208V206L61 207V205H59V204H57V206L54 204L55 203V201H54V203L53 204H44L43 206L41 205L40 207L41 208H37L36 210L37 211H34L33 210V212H31V211H27V213L28 214H25L26 213V211H22V209H24L25 208V206H22L21 207V205L20 206H18V208L19 207H21V208H19L22 212H20V210L19 209H16V211H10V209L13 207H11V205H7L10 201H12V203H13V199L14 198H19L18 196H20L19 195V192H20V194L22 193L21 191H19V192H17L18 193V196H15V195H17V193L15 192V194L14 195H12V193L11 192H2L5 196H8L9 198H10V196H15L14 198H12V199H9V198H5V197H2L1 195V197L2 198H5V200H8V203L7 204H4L3 203V205L1 204V202H2V198L0 199V205H2V206H4V208H5V210H4V208H3V211H1V212H3L2 214H4L5 212H6V210H7V213H8V210L10 211L9 213L10 214H12V213H16L18 210H19V213H16V214H12L10 217H8L9 216V214H4V217H1L2 216V214L0 215V264H182V259L183 258H199V259H201V258H204V260H202L200 263H195V264H231L232 262H234L235 263V261H237V259H239L241 256V254L244 252V251H247L248 249L250 250V248L251 247H253V248H256L255 246H257V245H260V244H262L263 242H264V239H263V237L261 238V235H263V234H258V235H260V237L257 239V237H255V238H253V239H249V237L248 236H246V238L243 236V238H244V240H240V239H236V238H233V237H230V236H228L229 234H227V233H223V232H221V230H220V232H219V230H215V231H213V232H209V231H207V230H204L206 227H208L207 225H206V227L205 228H201V229H194L193 227V229H189V228H191V227H188L187 229L186 228H179L178 230H180L179 232H183L184 233V231H187L188 233H189V237H190V233L193 235V236H191V237H193V239H192V241H194V242H197L196 243V246H192V245H189V244H187V243H172V242H169V243H171V244H167L168 242H165V244L164 243H162V244H164V245H162V246H156V245H158V244H154V243H156V242H153V245H152V242H151V244L149 243L150 241L148 240V238H147V240L146 239H144V234L143 233H141V231L140 232H136V233H134L133 235H132V237H130V238H127V239H125V238H121V236H119V237H117V236H115V237H117V238H113L112 240H110L111 241V243H108V244H105L104 242H103V240H105L106 238H107V236L105 237V235H102L104 232H106V228L107 227H110L111 229H115V228H117L116 226L118 225V223H119V219L121 218H126V217H129L130 219H131V221H134V220H139V217L140 216H142V215H144V214H146V213H148L149 212V208H142V207H144L145 206V204H147L149 201H151V199H150V194L149 193H151V192H149V193H144V192H132V193H129L128 191V194H126V196L124 195V196H121V194L123 195V193H121V192H117V190H116V188H118V187H116L115 188V190H113L112 188L110 189V188H107L108 187ZM135 186V185H134ZM148 186V185H147ZM220 186V185H219ZM222 186V185H221ZM257 186V185H256ZM6 187V186H5ZM15 187V186H14ZM48 187V186H47ZM109 187H111V186H109ZM113 187V186H112ZM133 187V186H132ZM53 188V187H52ZM55 188V187H54ZM82 188H83V186H82ZM91 188V187H90ZM124 188V187H123ZM127 188V187H126ZM137 188V187H136ZM155 188V187H154ZM153 187H152V189H154ZM222 188V187H221ZM226 188V187H225ZM6 189V188H5ZM22 189H24V188H22ZM61 189V188H60ZM64 189V188H63ZM69 189H72V187L71 188H68V190ZM100 189V188H99ZM120 189V188H119ZM130 189L131 188H129V191H130ZM144 189V188H143ZM151 189V188H150ZM156 189V188H155ZM219 189V188H218ZM260 189V188H259ZM10 190V189H9ZM8 190V191H9ZM25 190V189H24ZM30 190V191H31ZM127 190V189H126ZM125 190V191H126ZM134 191H135V189H133ZM7 191V190H6ZM84 191V190H83ZM98 191V192H97ZM132 191V190H131ZM152 191V190H151ZM192 191V190H191ZM217 191V190H216ZM223 191V190H222ZM33 192V193H34ZM58 192V191H57ZM92 192H94L95 194H93V195H91V193ZM123 192V191H122ZM153 192V191H152ZM204 192V193H203ZM211 192V191H210ZM218 192V191H217ZM5 193H7L8 195H6ZM25 193H29L30 194V192H29V190H27V192H24L23 194H25ZM32 193V192H31ZM32 193V194H33ZM126 193V192H125ZM1 194V193H0ZM9 194H11L10 196H9ZM22 194V195H23ZM32 194H30V198H31V195ZM35 194V193H34ZM34 194H33V196H34ZM68 194H70V192L68 193ZM149 194V195H148ZM152 194V193H151ZM211 194V193H210ZM36 195V194H35ZM53 195V194H52ZM158 195H157V197H158ZM172 195H170L171 197H172ZM192 195V194H191ZM208 195V194H207ZM27 197L28 198V195L27 194H25L24 195V197ZM38 196H35V198L37 197L38 198ZM121 196V197H120ZM169 196V197H170ZM174 196H176V195H174ZM70 197H71V194H70ZM119 197V198H118ZM163 197H165V196H163ZM188 197V196H187ZM200 197V196H199ZM199 197L197 198V200L198 201H196L194 198H191V200L192 199H194L193 201H190V199L188 200V201H186L185 202V204L183 203L182 205H183V207H186V208H196L198 205H200V201L201 200H199ZM30 198H28V200H30ZM36 198V200H38ZM63 198V197H62ZM62 198H60L61 200H62ZM152 198V197H151ZM159 198V197H158ZM165 198H167V196L165 197ZM186 198V197H185ZM189 198V197H188ZM201 198V197H200ZM208 198V197H207ZM33 199H34V197H33ZM32 199V200H33ZM59 199V200H60ZM164 199V198H163ZM172 199H173V197H172ZM202 199V198H201ZM205 199V198H204ZM211 199V198H210ZM10 200V201H9ZM20 200V199H19ZM27 200V199H26ZM26 200L24 201L23 200V202H26ZM35 199H34V201H36ZM166 200V199H165ZM63 201V200H62ZM62 201H61V203H62ZM190 201V202H189ZM14 202H16V201H14ZM22 201H20V202H18V200H17V204H20ZM31 203H32V201H30ZM56 202H58V201H56ZM154 202V201H153ZM169 202V201H168ZM58 203H60V201L58 202ZM170 203V202H169ZM202 203H204V202H202ZM16 203H15V205H17ZM29 204V203H28ZM171 204V203H170ZM174 204V203H173ZM179 204V203H178ZM178 204H176V205H178ZM213 204V203H212ZM239 204V203H238ZM7 207H9V208H6V206ZM14 205V206H15ZM30 205V204H29ZM59 205V206H58ZM182 205L180 204L178 207H182ZM260 205V204H259ZM33 206V205H32ZM149 206V205H148ZM173 206V205H172ZM236 206V205H235ZM24 207V208H23ZM28 207V206H27ZM175 208H176V206H174ZM199 207V206H198ZM200 207H202L203 208V206H201L200 205ZM230 207V206H229ZM14 208H17V206L16 207H14ZM131 208H134V209H136V208H141L139 211H136V212H132L133 210L131 209ZM224 208V207H223ZM0 209H2L1 207H0ZM13 209V208H12ZM11 209V210H12ZM27 209H29V208H27ZM113 209L115 210V209H123V210H132V211H128V213H123L122 215H119V217H117V216H114V215H108V213H112L113 212ZM184 209V208H183ZM221 209V208H220ZM32 210V209H31ZM188 210V209H187ZM196 210V209H195ZM194 210V211H195ZM176 211H177V209H176ZM199 211V210H198ZM223 211V210H222ZM0 212V213H1ZM31 212V213H30ZM21 213H24V215H21ZM197 213V212H196ZM219 213V212H218ZM217 213V214H218ZM226 213V212H225ZM18 214H20V215H18ZM114 214V213H113ZM214 214V213H213ZM221 214H222V212H221ZM223 214H224V212H223ZM5 215H8L7 217H5ZM108 215V216H107ZM200 215V214H199ZM213 216V215H212ZM215 216L217 217V215L215 214ZM231 216V215H230ZM148 217V216H147ZM205 217V216H204ZM206 218V217H205ZM220 218V217H219ZM201 219H202V217H201ZM200 219V220H201ZM218 219V218H217ZM192 220V219H191ZM227 220V219H226ZM194 221V220H193ZM214 221V220H213ZM218 221V220H217ZM201 222V221H200ZM206 222V221H205ZM215 222H216V219H215ZM35 223H37V225H33V224H35ZM191 223V222H190ZM202 223V222H201ZM220 223V222H219ZM227 223V222H226ZM230 223V222H229ZM233 223V222H232ZM185 224V223H184ZM205 224V223H204ZM212 224V223H211ZM222 224V223H221ZM225 224V223H224ZM33 225V226H32ZM144 225V224H143ZM183 225V224H182ZM149 226H150V231H149V235H150V232H155V231H157V233H158V231L160 230V232L162 231L161 230V228L163 229V230H165V228L167 227V226H165V225H163V223L162 224H160V222L158 223V222H154V223H150L149 224ZM199 226V225H198ZM215 226V225H214ZM222 226V225H221ZM225 226V225H224ZM228 226V225H227ZM226 226V227H227ZM233 226V225H232ZM179 227V226H178ZM212 227V226H211ZM225 227V228H226ZM234 227V226H233ZM236 227V226H235ZM140 228V227H139ZM145 228V227H144ZM144 228H142L141 230H143ZM172 228V227H171ZM170 228V229H171ZM196 228V227H195ZM219 228V227H218ZM224 228V229H225ZM228 228V227H227ZM148 230H149V228H147ZM152 229V230H151ZM167 229V228H166ZM176 229V228H175ZM208 229V228H207ZM214 229V228H213ZM173 230V229H172ZM208 230H210V229H208ZM249 230V229H248ZM145 231H147L146 229H145ZM171 231V230H170ZM227 231H229V230H227ZM159 232V233H160ZM165 233H167L168 234V232H169V229H168V231L166 232V231H164ZM163 232V233H164ZM172 232V231H171ZM144 233H146V232H144ZM158 233V234H159ZM188 233H186L185 232V234H188ZM248 233V232H247ZM92 234H96V240H94V238H92L93 237V235ZM227 234V235H226ZM253 234V233H252ZM107 235V234H106ZM74 236H78V237H80V238H83V239H85L84 241H82L81 243L79 242V241H72V238L74 237ZM150 236H152V235H150ZM257 236V235H256ZM100 237V238H99ZM149 237V236H148ZM152 237H154V236H152ZM167 237V236H166ZM247 237H248V239H247ZM252 237V236H251ZM254 237V236H253ZM151 238V237H150ZM149 238V239H150ZM165 238V237H164ZM261 238V239H260ZM99 239V240H98ZM157 239V238H156ZM246 239V240H245ZM135 241V240H137V241H140V243H142L141 245V247H140V249L142 250V249H147V251L149 252V251H152L153 253L151 254V255H148L147 257H145L143 260H140V261H137V262H135V263H132V262H130V260L129 259H126V258H120V259H117V258H114L113 256L115 255H113V250L114 249H116L117 248V246H123V247H125V246H130L129 245V242L130 241ZM143 240V241H142ZM151 240V239H150ZM158 240V239H157ZM156 240V241H157ZM91 241H96V242H91ZM152 241V240H151ZM159 241V240H158ZM199 242H201V243H199ZM58 243H60V246H58L57 244ZM138 243V242H137ZM136 243V244H137ZM160 244V243H159ZM135 245V244H134ZM140 245V244H139ZM63 249V253H61V252H59L60 250L58 249ZM136 247V246H135ZM58 249V251L56 250V252H59V253H56L54 250L55 249ZM146 251V252H147ZM136 252V251H135ZM144 252V251H143ZM249 252V251H248ZM256 254V253H255ZM243 256V255H242ZM257 256V255H256ZM116 257V256H115ZM245 258V257H244ZM126 259V260H125ZM249 259V258H248ZM251 259V261H252V258H250ZM256 259V258H255ZM245 260V259H244ZM246 261V260H245ZM247 262V261H246Z\"/></svg>", "mask_w": 264, "mask_h": 264}]
</instances>
